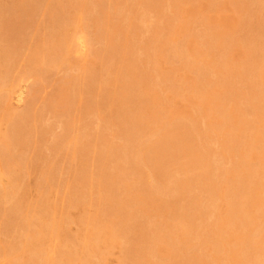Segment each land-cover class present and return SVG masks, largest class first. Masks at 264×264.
<instances>
[{"label":"bare ground","instance_id":"6f19581e","mask_svg":"<svg viewBox=\"0 0 264 264\" xmlns=\"http://www.w3.org/2000/svg\"><path fill=\"white\" fill-rule=\"evenodd\" d=\"M4 1V0H3ZM6 1V0H5ZM50 1V0H49ZM97 1V0H96ZM132 1V0H131ZM142 4V1L139 0ZM166 1V0H165ZM170 1V0H169ZM185 1V0H184ZM196 1V0H194ZM203 1V0H202ZM44 2V1H43ZM48 2V1H47ZM53 2V1H52ZM88 2V1H87ZM109 2H112V1H109ZM156 2V1H155ZM163 2V1H161ZM159 2V3H161ZM168 1L164 2L165 4L167 3ZM179 3V1H177ZM198 2V1H197ZM195 2V3H197ZM231 2V1H230ZM49 3V2H48ZM60 3V2H59ZM105 3V2H103ZM148 3V2H147ZM173 3L175 4V0H173ZM194 3V4H195ZM207 3V2H206ZM212 4V1L210 2ZM214 3V2H213ZM264 2H261V1H258V0H233V4L231 6L232 7V11L234 12H241V16L239 15V17H237L232 25L229 27L227 25L223 26L224 27V30L223 32H226L228 29L227 27L229 28V31L226 32L227 35L224 36L226 37V39H221V43L219 42V39H217V43H218V46H220L221 49H219V51H222L223 53V50L225 49L224 53L225 55H230L231 53L236 55L237 52H243L244 54H242L244 56V60H242L241 62L242 63H238L237 65L235 64V66L231 67V68H227L225 69L224 67H222L223 69V72H222V76L219 77L222 78V83L223 84H226L228 86H230V88H227L226 90H224V92H222L221 94H219V98H220V101L219 98L218 100H214L215 102H217V105L219 102H221L222 106L220 105L218 108H219V113L218 114H214L213 112L212 113H209V111L211 112V109L208 110V113L211 115V118H212V121L210 122V126H211V123L212 126H214V123L217 124L219 123V121L223 124V122H227L228 124L230 123V126L229 127V130L227 132L226 135L229 134V143H233V148L230 149V151L234 150L235 152L232 154L236 157H239L238 160H234V156H233V160L231 161L233 164H234V167L237 168L238 166H240L243 162L246 164L244 166L246 167H243L241 168L240 170L238 171H234V169H231L233 171L230 172L229 175L226 176V179L230 180L232 185H231V190H230V193H226L228 194L229 196V200L227 201L226 203V210L225 208H223L225 211L223 212V210H221L223 213H227V215L224 217V220L221 221L219 223V219H220V216H219V219L217 218V213H215V211L217 209H219V206L216 205V200L217 198H219L218 196V192L217 191H220V190H217V188L215 187V184L212 182V178L215 176V173L217 171H219V166L217 164V159L215 160V162L213 163H206L203 165V166H198V167H195L196 168V171H194V174L197 175V180L195 179V182L192 180V177L187 173L185 174L184 172H186V170L184 169H181L182 167V164L180 165V169L181 171L184 170L180 175V177H173V173L170 174L169 172V169L168 171L166 170V168H163V167H160L158 164H161V163H158V160L159 158H161V156H163L164 154H166V151L171 147V146H174L175 144L177 145L178 141H181L183 139H185V137L183 138V134H185L190 128H192V126H194L193 121L190 120V119H186L184 121H182V117H175L174 119H176L177 122H175V131L173 132V135H170L172 136L171 139H167V140H163V137L165 135V132L167 131V128H166V125H161V126H157L156 128H154L153 130H148V124L147 121L145 119H142V118H136L134 115L133 117L134 118H130L131 115H126V118L121 122V125H123L121 127V133L118 135V138H120L122 140V143L120 144H117V143H112L111 141H108L105 136L100 132V133H96L93 136V144H92V148L90 147V144L89 142H87L86 140H83V141H79L77 139H73L71 137V135H69V126L67 124V122H62V129L63 131L59 134H56L55 136H53V141H54V144L55 146L59 147V149H66V151L68 152V148L70 147V145H72V150H73V154L71 157L72 158V161L70 163H75V164H80V166L83 164V161L84 159H86L87 157H89V155L91 154V157H92V162H91V167L89 170H84L82 169L81 171H79L78 169H73L75 170V172L73 173V180H75V183L73 184V193H74V197H75V200L76 201H79V204L80 206H82L83 204H86V203H89V208H91L92 206V203L96 202L97 203V206H96V209L92 211L93 214H91V210L90 212L87 211L85 214L82 213V215H79L77 216L79 218V220L83 223L85 222L88 226V224L91 223L92 226L89 227V234H87V236H84L83 239L81 240L80 246H78L76 243H74L76 241L73 242L74 244L71 245L72 247H69L68 246V234L66 235H61L59 234V231L61 230L60 228H62V226L59 228V224H56L55 222V217L52 216L50 219V215L47 216V217H42L38 220V222L36 224H34V222L31 221V219H29L27 217V219H25V221H23V218H22V221L24 223V227L27 229V232L25 233L24 238V245L21 249V251H24L23 248H25V246L29 247L30 248V253L33 254V255H39V259L40 261H35L37 264H42V261H44V258L47 257V254H46V251H45V248L43 247L42 245V240L44 237H46L45 235H52L54 234L57 238L55 239H58V236L60 237L59 240H61L62 242V247L63 249H61L58 253V258L56 260H54L53 256L51 260H49V264H90V261L88 260V255H93L95 257L98 258V261H100L101 259H104L103 255L105 253L108 252L109 250V247H112V246H117L118 248H120L121 251L124 250L123 247H120V240L119 238H123L125 234L128 233V236H129V233L132 234V242L133 240L135 241L138 234H140V229L141 228H145L146 225L145 223L143 224V221L141 219H139L138 217V220H133L134 218V213H133V210L134 209H137V206H135L134 204L138 203V202H141V207L142 210H144V217L145 215L148 216V217H151V213H149L150 210L152 209H156L157 212L158 210L163 207L164 208V205L166 206L168 203H174V201H178L179 200V197L180 195L182 194L183 190L185 187H189L190 189V186L191 187H194L195 185H191V181L194 182V184H203L201 186H199V192H203L206 193V198H203L205 199L204 201L208 200V204L203 206V209H199L197 206V211L199 210L200 212V215L201 213H203V215L207 214L209 215L210 217L206 216V218L208 217L209 220L210 218H213L214 219L211 221L208 220L207 223L203 224L204 223V219L206 218H202V216H197L199 218H195L197 221L194 220V218L192 219V217H190V210L193 206L197 205L199 202H201V196L202 194H199L198 195V192L196 195V197H193V194H194V191L192 195V201H188V204H184L182 205L181 203V206H180V209L178 213H176L177 210H169L171 209V205H169L170 207H167V210L172 211V214L171 215H167V214H170L169 212L166 213V216L164 218H162V223H156V227L152 230L155 232V236H156V240L153 239V241L151 242H146L141 248H138L136 246V244L134 243H131V245H129L127 248H125V251L126 253H131L132 257L134 258L133 260H137L139 262H141L142 264H144V262L142 261H146V264H155L153 262H150L148 260V256L147 255H150L151 253L153 252H157L158 250L163 249L165 250V253H164V256L168 259H171L170 261L168 262H163L164 264H219L221 261H219V257L221 255V257H229L231 259V262L230 264H264V256L262 258V252H264V189L261 190V188L264 187V92L262 90H264V85L262 86L261 84H258L259 81H260V76L261 74L264 76V10H263V7H264ZM77 4L79 6V9L81 7H83V9L81 8L80 12L78 13V16L77 18H73L71 15H68L67 13H61V10H63L65 8V5H75ZM92 4V3H91ZM124 4V3H123ZM122 4V5H123ZM137 4V3H136ZM136 4H131L129 7H131L132 5L133 6H136ZM140 4V3H139ZM150 4V3H149ZM148 4V5H149ZM162 4V3H161ZM181 5H183V3L180 2ZM187 4V3H186ZM185 4V6H186ZM191 4V2H190ZM198 4H201V3H198ZM209 5V6H213V5ZM16 5V4H15ZM53 5V4H52ZM60 6H58L59 8L57 9H52L50 11L47 12V18H48V23L45 25V27H43V32H42V36H39L38 38V41L35 45V47L33 48L32 46V50H30L31 52V55L29 57L30 60H33L32 62L35 64L34 66H36L37 68L35 69H39L37 71V73L41 70H44L48 67H53V66H60L62 64H69V65H76V59L74 57L75 54H79V53H85L86 56L87 54L89 53L90 55V52L92 50L91 48V44L90 43V36H89V32L87 30V22L88 20H84L82 21L83 19V10L84 9V6L85 7H88L85 5V0H66L64 1L63 4H59ZM97 5V3H96ZM99 5V4H98ZM109 5V4H108ZM111 5V4H110ZM151 5V4H150ZM196 5V4H195ZM202 5V4H201ZM200 5V6H201ZM217 5V4H216ZM5 6V5H4ZM17 6V5H16ZM44 6V5H43ZM46 6V5H45ZM78 6H75L78 8ZM90 6V5H89ZM102 6V5H101ZM139 6V5H138ZM144 6V4H143ZM173 6V5H172ZM171 6V7H172ZM208 6V7H209ZM142 7V6H141ZM146 7V5L144 6ZM150 7V6H148ZM162 6H160L158 8V13H156L155 11L156 10V6H155V10H154V13L156 14H153V17L152 15H150L152 17V19H156L159 14H160V11L163 10L160 9ZM170 7V6H169ZM168 7V8H169ZM196 7V6H195ZM193 7V8H195ZM206 7V6H204ZM1 8V7H0ZM67 8V7H66ZM109 8V7H108ZM139 8V7H137ZM174 11H176V13L178 12V10L180 9V7L178 5H175L174 7ZM170 8V9H172ZM187 8V7H186ZM197 8H199V6H197ZM3 9V8H2ZM15 9V8H14ZM71 9V8H70ZM142 10V8H140ZM151 9V7H150ZM200 9V8H199ZM202 9V8H201ZM200 9V10H201ZM205 9V8H204ZM210 9V7H209ZM215 9V8H214ZM120 10V9H119ZM131 10V8L129 9ZM128 10V11H129ZM137 10V9H136ZM139 10V9H138ZM145 10V9H144ZM148 11V9H146ZM165 10V9H164ZM163 10V11H164ZM44 11V10H43ZM88 11V10H87ZM152 11V10H151ZM166 11V10H165ZM171 12L173 10H170ZM183 11V9H182ZM199 11V10H198ZM204 11V10H203ZM1 12V11H0ZM40 12V11H39ZM86 12V11H85ZM105 12V11H104ZM115 12V11H114ZM135 12V10H134ZM133 11H129V14H133L134 13ZM138 12V11H137ZM140 12V11H139ZM146 13V11H144ZM167 12V11H166ZM185 12V10L183 11ZM44 13V12H43ZM76 13V12H75ZM110 13V12H109ZM144 13V15H145ZM150 13V12H149ZM164 14V12H162ZM179 13V12H178ZM177 13V14H178ZM182 13V12H181ZM187 13H188V10H187ZM187 13H182L184 17L185 14ZM200 13V12H199ZM202 13V12H201ZM200 13V14H201ZM208 13V12H207ZM211 13V12H210ZM209 13V14H210ZM120 14V13H119ZM128 14V16H129ZM135 14V13H134ZM171 14V13H170ZM169 14V15H170ZM173 14V13H172ZM171 14V15H172ZM199 14V16H200ZM206 11L203 12L201 15L203 17H205L206 15ZM207 14V16L209 15ZM73 15H75L73 13ZM108 15V14H107ZM148 15V14H147ZM162 14H160L159 16L161 17ZM168 15V13H167ZM166 15V16H167ZM190 15V13H189ZM195 15V14H194ZM198 15V14H197ZM205 15V16H204ZM92 16V15H91ZM110 16V15H109ZM126 16V17H128ZM140 16V15H139ZM149 16V17H150ZM158 16V19L160 18ZM165 16V15H164ZM163 16V17H164ZM166 16L164 18H166ZM173 16V15H172ZM201 16V18H203ZM206 16V17H207ZM32 17V16H31ZM105 17L102 15V18ZM107 17V16H106ZM136 17V16H135ZM134 17V18H135ZM146 17V15H145ZM144 16H141L138 18L137 22L135 20V24H132V20H130V23L129 25H133L134 29L135 30H143L144 32L148 33V36H146V38H144V45H148L150 42H158V48H165L167 49V47H164L165 46V39L164 40H159L158 39V32L159 30L162 31V27L161 29H157V26L155 27L154 25H152L153 21L146 18L145 19ZM148 17V16H147ZM150 17V18H151ZM156 17V18H154ZM168 17V16H167ZM177 17V16H176ZM181 17V16H179ZM189 18H191L190 16H188ZM41 18V17H40ZM88 18V17H87ZM119 18V17H118ZM121 18V17H120ZM125 18V17H124ZM164 18L162 19L163 23H164ZM169 18V17H168ZM175 18V17H174ZM195 18H197V16H195ZM201 18H199L201 20ZM209 18V17H208ZM207 18V19H208ZM25 19V18H24ZM45 19V18H44ZM123 19V18H122ZM158 19H156V22L158 23ZM172 18H169L167 19L168 21H172L173 22V19L171 20ZM180 19V18H179ZM178 19V20H179ZM187 19V17L185 18ZM199 19L197 21H199ZM106 20V19H105ZM129 20V19H128ZM127 20V21H128ZM166 20V19H165ZM177 19L174 20L175 21H178ZM183 19H180L177 23H175V26L174 28L177 29L174 31H178L180 32V29L179 28H183V25L182 24H185L184 21H181ZM189 20V19H188ZM186 20V21H188ZM193 20V18H192ZM191 20V21H192ZM203 22H200L201 25H203V27H209L206 19L203 18ZM91 21V19H90ZM114 21V20H113ZM126 21V22H127ZM167 21V22H168ZM168 22L170 24V26L172 25L171 22ZM181 21V22H180ZM196 20L195 22L198 23ZM202 21V20H201ZM85 26L83 23H85ZM155 22V21H154ZM204 22L207 23V26L205 24L204 26ZM107 23H109L107 21ZM112 23V22H111ZM160 23V22H159ZM179 23V25H178ZM181 23V24H180ZM192 23V22H191ZM116 24V23H115ZM114 24V25H115ZM154 24V23H153ZM176 24L178 26H180L179 28H177ZM190 24V23H189ZM194 24V23H192ZM212 25V22L209 23ZM231 24V23H230ZM31 25V24H30ZM41 25V24H40ZM89 25V23H88ZM91 25V24H90ZM96 27H97V23L95 24ZM108 25V24H107ZM152 25V26H151ZM155 25H157L155 23ZM161 26V24H159ZM188 23L185 25L187 26ZM210 25V26H211ZM104 26V25H103ZM116 26V25H115ZM124 26V25H123ZM128 26V25H126ZM126 26H124L125 29ZM151 26V27H150ZM170 26L168 25V28L170 30ZM182 26V27H181ZM184 26V27H185ZM190 26V25H189ZM39 27V26H38ZM90 27V26H89ZM88 27L89 30H91L90 28ZM120 27L117 25L116 29ZM129 27V26H128ZM164 30L165 31V26H163ZM202 27V26H201ZM202 27V28H203ZM213 27V26H212ZM226 27V28H225ZM109 28V27H108ZM121 28V27H120ZM132 27H129V31ZM204 28V29H205ZM206 28V29H207ZM203 29V30H204ZM210 29V27H209ZM124 30V29H123ZM133 30V29H132ZM131 30V31H132ZM172 30H173V27H172ZM119 31V30H118ZM168 31V30H166ZM173 31V32H174ZM184 31V29H183ZM186 31V30H185ZM40 32V31H39ZM38 32V33H39ZM114 32V31H113ZM139 32V31H138ZM169 32V31H168ZM171 32V33H173ZM189 32V31H188ZM188 32H184L182 33L183 35H180L179 36V42H175L174 39L176 38H172V35L170 34H166V40L168 41L167 44L169 43V40L170 39H167L168 35L171 36V38L174 40V43L172 41V45H170L166 51L164 53V51L162 50V53L166 54L163 58V56L161 55V58H163V61H166L168 63H170V65H174V63L176 64L177 62V66L180 65V64H183L185 66H187L186 68H189L188 70L190 72H188L189 74L192 72V74L190 75L197 83L201 82L202 80L206 81L205 80V77L206 75L208 76V72L211 70L209 69L210 66H208L206 63H203L202 62V59H203V56H198L201 60L197 59V55H199V51L197 50V47L196 46H190V43L193 44V42L191 41L192 39L190 38H193V34L191 35L192 37H190L189 33ZM202 32V30H201ZM206 32V31H205ZM204 32V33H205ZM217 32V31H216ZM218 35V33H216ZM220 32V31H218ZM106 35H107V32H105ZM128 33V32H127ZM127 33H125V35H127ZM132 32H130V35H131ZM165 33V32H163ZM163 33H159L161 35V38H163L162 34ZM178 33V32H177ZM176 33V34H177ZM204 33H202L204 35ZM207 33V32H206ZM210 33V32H209ZM207 33V37L206 39H202V40H205V41H201L199 43H197L198 45L200 43H204V42H208V43H204L203 45H206L208 46V44L210 43H215L213 40H210L212 38H210L209 40H207V38H209L211 35L213 36V33L211 31V35ZM225 33V34H226ZM109 34V33H108ZM133 34V33H132ZM175 34V33H174ZM175 34V35H176ZM201 34V35H202ZM105 35V34H104ZM113 35V34H112ZM124 35V36H125ZM129 35V33H128ZM127 35V36H128ZM134 35V34H133ZM132 35V37H133ZM165 35V34H164ZM195 35V33H194ZM197 35V33H196ZM210 35V36H209ZM110 36V34H109ZM118 36V35H117ZM119 36H120V33H119ZM126 36V37H127ZM141 36V35H140ZM169 36V38H170ZM228 36V37H227ZM23 37V36H22ZM26 37V36H25ZM108 37V36H107ZM113 37V36H112ZM125 37V38H126ZM160 37V36H159ZM183 37V39H182ZM196 37V36H195ZM194 37V38H195ZM199 37H200V34H199ZM217 37V36H216ZM110 38V37H109ZM109 38H107V40H109ZM119 38V37H118ZM136 38V37H135ZM193 38V39H194ZM197 38V37H196ZM196 38L194 40H196ZM218 38H219V35H218ZM30 39V38H29ZM113 39V38H112ZM182 39V41L180 42V40ZM31 40V39H30ZM34 40V39H33ZM53 40H55V44L54 46H52V42H54ZM106 40V39H105ZM132 40V39H131ZM142 40V39H140ZM177 40V39H176ZM191 42H190V41ZM52 41V42H51ZM114 41V40H113ZM128 41V40H127ZM178 41V40H177ZM188 41L190 42L188 44ZM92 42V41H91ZM210 42V43H209ZM98 43V42H97ZM110 43V42H109ZM123 43H126V42H122ZM33 44V43H32ZM31 44V45H32ZM100 44V43H99ZM138 44V43H137ZM141 44V43H139ZM166 44V45H167ZM202 44H200V46H203ZM39 45V46H38ZM103 45V44H102ZM105 45H106V41H105ZM117 45V44H116ZM120 45V44H118ZM153 44H151L152 46ZM155 45V44H154ZM153 45V47L155 48V46ZM169 45V44H168ZM197 45V46H198ZM211 46H213L214 44H210ZM208 46L210 47V51H212L213 49L211 48V46ZM14 46V45H13ZM12 46V47H13ZM18 46V45H17ZM95 46V44H94ZM93 46V48H94ZM113 46V45H112ZM137 46V45H136ZM124 47V46H123ZM130 47V46H129ZM138 47L140 46H137V50H138ZM207 47V48H208ZM214 47V46H213ZM117 48V47H116ZM120 48V46H119ZM126 48V47H125ZM132 48V47H130ZM134 48V47H133ZM150 48V47H149ZM154 48L152 50H154ZM199 48V47H198ZM218 48V47H217ZM96 49V48H95ZM122 49V48H121ZM157 49V48H156ZM156 49H155V52H156ZM201 50L204 48H200ZM223 49V50H222ZM113 50H116L115 48ZM112 50V52H113ZM202 50V52H203ZM207 50V49H206ZM204 50V51H206ZM218 50V49H217ZM102 51V52H101ZM99 51L98 49H96L94 52H93V57H95L96 59L98 58V55L99 53L101 52L102 55H99L103 57L104 55V50H101ZM106 51V50H105ZM110 51V50H109ZM126 53V49L122 50ZM147 51V50H146ZM188 51V54L190 57H192V60L190 61V58L188 59V57L186 56V53ZM208 51V50H207ZM11 52V50H10ZM138 52V51H137ZM159 52V51H158ZM28 52H26V54L24 55V58L25 56L27 55ZM133 52L131 51L127 57H125V64L122 63L125 66L129 67V66H132V69L134 70V68L136 69L135 72H133L131 74V76H129V79L125 82H127V86H126V89L124 90V93L122 94V96L120 97V101L121 99H125V101L123 102V100L121 101L122 104H131L133 103V97L136 95L138 96L139 98V102L141 100V98L143 99V103H146V104H150L152 102V106H153V103L157 100L156 98H153V97H150L149 94L147 93H144L142 91L144 90H138V88H140V84L146 80V78H148V74H146L144 72V70H142V67L143 65H138L137 63L139 61H137L134 57V55L132 54ZM169 53V54H168ZM206 52L203 53V55H205ZM218 53V51L216 52ZM220 53V54H222ZM116 54V53H114ZM153 54V53H151ZM213 53H209L206 54V55H211L212 56ZM239 54V53H238ZM17 55V59H18V53H16ZM124 55V54H123ZM127 55V54H126ZM157 55V54H156ZM155 55V56H156ZM159 55V54H158ZM202 55V53H201ZM233 55V56H234ZM21 56V54H20ZM92 57V55H90ZM151 56V55H150ZM148 55V59L146 61L145 60V57H144V60H143V64H147V62H151L152 63V60L154 62V59L155 58H152ZM231 56V55H230ZM8 61H11L13 62V58L15 57V54H11V56L7 55L6 56ZM154 57V55H153ZM219 58V56H217ZM229 57V56H227ZM94 58V60H95ZM112 58V57H110ZM215 58L213 59V61H215ZM101 59V62H102V59L103 58H100ZM109 59V58H108ZM116 59V58H115ZM114 59V60H115ZM160 58H158L159 60ZM165 59V60H164ZM210 58H208L207 60H209ZM220 59V58H219ZM99 60V59H98ZM157 60V59H156ZM155 60V61H156ZM157 60V62H154L156 63L155 67H159V65H157L159 63V61ZM203 60H206V58L204 57ZM206 60V62H207ZM211 62H212V59H210ZM218 60V59H217ZM104 61V60H103ZM141 61V60H140ZM220 61V60H219ZM224 61V60H223ZM222 61V62H223ZM19 62V61H18ZM23 62V59L22 61ZM31 62V63H32ZM100 62V63H101ZM137 62V63H136ZM149 62V63H150ZM211 62H208V63H211ZM30 63V64H31ZM117 63V62H116ZM121 63V62H120ZM162 63V62H161ZM165 63V62H163ZM179 63V64H178ZM216 63H219L216 61ZM114 64V63H113ZM112 64V65H113ZM215 64V63H214ZM221 64V63H219ZM1 65V64H0ZM68 65V66H69ZM80 65V63H79ZM82 65V64H81ZM102 65V64H101ZM168 65V64H167ZM173 65H172V68H173ZM213 65V64H212ZM218 65V64H217ZM224 65V63H223ZM234 65V64H233ZM78 66V65H77ZM154 66V65H152ZM163 66V65H162ZM161 66V67H162ZM216 66V64H215ZM75 67V66H74ZM102 67V66H100ZM106 67V66H105ZM113 67V66H112ZM123 67V68H124ZM148 67V66H147ZM157 67V68H158ZM160 67V68H161ZM179 67V66H178ZM218 67V66H216ZM19 68V67H18ZM86 68V67H84ZM108 68V67H107ZM110 68V67H109ZM145 68V67H144ZM143 68V69H144ZM184 68V67H183ZM181 68V69H183ZM212 68V67H211ZM215 67H213L212 69H214ZM55 69V68H54ZM75 69V68H74ZM87 69H89L87 67ZM121 69V68H120ZM156 69V68H154ZM173 69H176V65H175V68ZM180 69V67L178 68ZM176 69V70H178ZM180 69V70H181ZM209 69V70H208ZM77 70V69H76ZM105 69H103L102 71H104ZM118 70V68L116 69ZM183 70H186L188 71L187 69H183ZM252 70H258V77L257 79L259 78V80H257V82L255 81L254 79V76L250 75L249 73L252 71ZM8 71V69H7ZM18 71V70H17ZM83 71V70H82ZM107 71V70H106ZM145 71L148 72V70L146 69ZM158 71V78L161 77V73H162V69L159 70V68L157 69ZM165 71V70H164ZM168 71V70H166ZM179 71V70H178ZM1 72V71H0ZM30 72V70H29ZM39 72V73H40ZM71 72V71H70ZM78 72V71H76ZM88 72H90L88 70ZM101 72V71H100ZM118 72V71H117ZM116 71H114V75H117ZM120 72V71H119ZM154 72V71H153ZM173 73V77L175 76V71H171ZM171 72L166 75L167 78H163L160 79L162 82H168V78L171 80V77L170 74ZM180 72V71H179ZM207 72V74H206ZM27 73H28V69H27ZM73 73V72H72ZM156 73V72H155ZM165 73V72H164ZM253 73V72H252ZM32 76L34 75V73H32ZM29 74V75H31ZM42 74V73H41ZM67 74V73H66ZM104 74V73H102ZM112 74V71L109 70L107 72V76L105 77V80L101 78H99L100 80L98 81V84L96 81H94V77L91 76L90 74V81L88 82V85L89 87L91 88L93 85L97 84V86L99 87V89H101L103 87L104 89V86H109L108 84V79H109V76H111ZM125 74V73H124ZM163 74V73H162ZM182 74V73H181ZM183 74H185V72H183ZM2 75V74H1ZM27 75V74H26ZM25 74L23 76H26ZM65 75V73L63 74ZM98 75V74H97ZM151 75V74H150ZM157 75V74H156ZM164 75V74H163ZM187 75V74H186ZM247 75H250L248 77ZM66 76V75H65ZM160 76V77H159ZM250 78V79H248ZM257 76V75H256ZM255 76V78H256ZM30 77V76H29ZM44 77V76H43ZM97 77V76H96ZM103 78V76H100ZM124 77V76H123ZM151 77V76H150ZM156 77V78H157ZM181 78L183 77L180 76L178 74V78ZM24 78V77H23ZM28 78V77H27ZM67 78V77H66ZM77 76L75 75H70L65 81V83L68 82V86H73L74 84H76V81L77 80ZM152 78V77H151ZM155 78V79H156ZM185 77H183L184 79ZM189 78V77H188ZM209 79V77H207ZM206 78V79H207ZM262 78V82L264 83L263 81V77ZM25 79V78H24ZM24 79H23V82H24ZM31 79V78H30ZM84 79V78H83ZM112 79V78H111ZM153 80V81H156V80ZM217 79V78H216ZM216 79H212V80H216ZM115 80V79H114ZM150 80V79H148ZM176 80H178L176 78ZM180 80V79H179ZM190 80V79H189ZM210 80V79H209ZM21 81H22V77L21 76H18V77H11V79H8L4 76V78H0V102L3 101L5 102L6 100H8L9 98L11 99L12 96L16 97V100H21L22 101V98H23V95H24V87L21 85ZM62 81V80H60ZM151 81V80H150ZM152 81V82H153ZM184 81V80H183ZM185 81H186V78H185ZM194 81V82H195ZM217 84L216 86L218 85L219 83V86H220V81L217 79ZM256 83H255V82ZM122 82V81H121ZM120 82V83H121ZM215 82V81H213ZM261 82V81H260ZM113 83V82H112ZM158 83V82H157ZM181 83V82H180ZM180 83H177V81L175 82L174 80H171V82L167 83V87H165V89L167 90L170 89V91L173 93L174 97L177 98L178 95L183 91L184 92V99L185 95H187V88L189 89V87H191L190 85L187 87L185 86L184 84L185 83H182L184 85H181ZM204 84H207V82H203ZM203 83H200L201 85H203L204 87V84ZM210 83V81L208 82V84ZM262 83V84H263ZM87 84V83H86ZM115 84V83H114ZM122 84V83H121ZM153 85H155L156 83H152ZM152 84H148L149 85H152ZM214 84V83H212ZM258 84L261 85V91L263 94H260L258 92H253L251 93V91L246 95V96H243L241 93L243 91H245V87L249 90L251 89H254L256 90L254 87H256ZM83 85V84H81ZM125 85V84H124ZM143 85V84H142ZM165 85V84H164ZM222 85V84H221ZM225 85V86H226ZM62 89H67V87H64V85H62ZM116 86V85H115ZM157 86V85H156ZM156 86L154 88H156ZM193 88L196 89L195 85L192 84ZM214 86V85H213ZM224 86V85H222ZM111 87V86H110ZM114 87V86H113ZM117 87V86H116ZM115 87V89H117ZM125 87V86H123ZM215 87V86H214ZM244 87V89H243ZM260 87V86H259ZM107 88V87H106ZM105 88V89H106ZM160 88V87H159ZM159 88H157V90H159ZM211 88V87H210ZM83 89V87H82ZM99 89L97 90V92L99 91ZM112 89V88H111ZM124 89V88H123ZM147 89V88H146ZM164 89V88H163ZM214 89V88H213ZM211 89V90H213ZM27 90V89H26ZM60 90V89H59ZM108 90L110 91V89L108 88ZM156 90V89H155ZM154 90V91H155ZM156 90V92H157ZM165 90V91H166ZM190 90V89H189ZM198 90V93L200 91V89H197L194 90L197 92ZM204 90V89H203ZM221 90V89H219ZM223 90V89H222ZM111 91H114V90H111ZM118 91V90H117ZM138 91V92H137ZM152 91V90H151ZM150 91V92H151ZM194 91H191L190 93L192 94V92ZM206 91L207 90V85H206ZM248 91V90H246ZM260 91V92H261ZM57 92V90H56ZM60 92V91H59ZM169 92L171 95L170 96H173L172 93ZM182 92V93H183ZM211 92V91H210ZM220 92V91H219ZM218 90H217V94L219 93ZM104 93H105V90H104ZM120 93V92H119ZM134 93V94H133ZM152 93V92H151ZM159 93V91H158ZM181 93V94H182ZM216 93V91H215ZM241 94V96L244 97V100L245 101V98L247 100L246 103H248L247 105H249V109H251V111L249 112L247 110V108H244V107H239V108H236V107H233V103H235L236 101V98H239V97H236L237 95ZM247 93V92H245ZM98 94V93H97ZM107 94V93H106ZM110 94V92L108 93V95ZM168 94V93H167ZM190 94V95H191ZM194 96H195V93H193ZM208 94V93H206ZM216 94V95H217ZM81 95H83L81 93ZM79 96L82 97V96ZM119 95V94H118ZM117 95V96H118ZM154 95V94H153ZM158 95V98H159V94ZM169 95V94H168ZM189 95V93H188ZM204 92L203 93H200L198 94V98L197 96L195 97V100L196 98L198 99L196 102H195V105L196 107H198L199 109L201 108H210V107H205L203 105L204 101L202 99H206L207 100V104L211 103L213 99H215V96L213 94V99L211 100L210 98H207L204 96ZM114 96V95H113ZM156 96V94L154 95ZM167 96V95H166ZM181 95H179L180 97ZM193 96V95H192ZM98 98V96H96ZM110 97V96H109ZM161 97V96H160ZM172 97V100L174 101L175 98ZM178 97V98H179ZM188 97H191V96H188ZM168 97L165 98V100H167ZM170 98V97H169ZM174 98V99H173ZM181 100L183 99L182 97H180ZM199 98H202V99H199ZM118 98L116 97H112V100H115L117 101ZM154 99H156L154 101ZM183 99V100H184ZM194 99V97H193ZM81 100L78 101L80 103H78V105L80 106L81 108ZM101 100V99H100ZM148 100V101H146ZM160 100V98H159ZM180 99H177V101L179 102ZM180 100V101H181ZM187 100V99H186ZM99 101V100H97ZM110 101V100H108ZM167 101H170L169 99ZM166 101V102H167ZM188 101V100H187ZM203 101V102H201ZM100 102V101H99ZM162 102V101H161ZM172 102V101H170ZM176 102V101H174ZM246 103H244L246 105ZM7 104V103H6ZM109 104V103H107ZM113 104V103H112ZM112 104H111V109H113L112 107ZM168 106H170L171 104L167 103ZM220 104V103H219ZM237 104V103H236ZM66 105V104H65ZM77 105V106H78ZM97 105V103H96ZM120 105L119 108L122 107L121 103L118 104ZM160 105V104H159ZM164 107H167L165 106V103L163 104ZM175 104H173V107L175 108L176 106H174ZM177 105V104H176ZM242 105V104H241ZM243 105V106H245ZM76 106V108H77ZM110 105H108L107 107H109ZM124 106V105H123ZM140 106V105H139ZM155 106V105H154ZM153 106V108H155ZM212 107V104L210 105ZM236 106V105H235ZM239 105L237 104V107ZM98 107V106H96ZM117 107V106H115ZM115 107H114V110H115ZM142 107V106H141ZM140 107V109H141ZM172 107V106H170ZM216 107V106H215ZM214 105H213V108L214 109H218V108H215ZM221 107V108H220ZM36 108V106H35ZM79 108V109H80ZM160 108V106H159ZM178 108V106L176 107V109ZM108 109V108H107ZM162 109H166V110H170V108H162ZM173 109V108H171ZM180 109V108H178ZM20 110V109H19ZM81 110V109H80ZM100 110V109H99ZM206 110V109H205ZM163 111V110H162ZM161 111V112H162ZM174 111V110H173ZM180 111V110H179ZM201 111V110H200ZM218 111V110H215V112ZM248 111V113L251 115L249 117L253 118L252 120H250L248 117L247 119L245 118V120H243L244 117H246V115H244V113L246 114ZM99 112V111H98ZM142 112V111H141ZM157 111L155 110H150L149 109V112H144V114H146V117H151V118H154L157 113ZM175 112V111H174ZM183 111L180 112V114L182 113ZM207 112V111H205ZM16 113V112H14ZM29 111L28 110H24L22 112H19L17 115H15L12 119H11V129L13 128H17L18 126H21V124L27 119V117L29 116ZM80 113V112H79ZM78 113V115H79ZM139 113V112H138ZM137 113V114H138ZM163 113H166V112H163ZM173 112H171L170 114H172ZM203 113V112H202ZM119 114V113H118ZM136 114V115H137ZM169 114V111L168 113H166V115ZM174 115L176 113H173ZM172 114V115H173ZM184 114V113H183ZM190 114V113H189ZM35 115V114H34ZM75 115V114H74ZM97 115V114H96ZM123 115V114H122ZM165 115V116H166ZM186 117L189 116L187 115V113H185ZM209 115V116H210ZM243 115V118L241 117ZM98 116V119H99V114L97 115ZM181 116V115H180ZM203 116V115H202ZM206 116V115H205ZM2 117V116H1ZM9 117V116H8ZM35 117V116H34ZM68 117V116H67ZM167 117V116H166ZM168 117H170L168 115ZM62 118V117H61ZM74 118V117H73ZM72 118V119H73ZM163 118V117H162ZM173 118V117H172ZM209 118V117H208ZM209 118V119H211ZM2 119V118H1ZM103 118H100V120H102ZM149 119V118H148ZM156 119V118H155ZM165 119V118H164ZM193 119V118H191ZM208 119V120H209ZM105 121V119H103ZM158 120V119H157ZM226 120V121H224ZM4 121V120H3ZM207 121V120H206ZM229 121V122H228ZM61 122V121H59ZM103 122V121H102ZM158 122V121H157ZM171 123V121H170ZM173 123V122H172ZM221 123L218 124V126L221 127ZM227 123L226 124H223V126H227ZM35 124V123H34ZM74 124V123H73ZM98 124V123H96ZM168 124V123H167ZM204 124H206V126H204L203 128H208V124L207 122H205ZM113 126H118L119 124L117 122H114L112 124ZM126 125H129L131 128H126V130H123L122 128H124ZM9 126V124H8ZM36 126V124H35ZM78 126V125H77ZM99 126V124H98ZM97 126V127H98ZM150 126V124H149ZM156 126V124H155ZM168 126H170V124H168ZM172 126V124H171ZM196 126V124H195ZM201 126V125H200ZM89 127V126H88ZM102 127V126H101ZM127 127V126H126ZM152 127V126H150ZM202 127V126H201ZM104 128V127H103ZM196 128V127H195ZM206 128V129H207ZM217 128V126H216ZM222 128V127H221ZM9 129V128H8ZM61 129V128H60ZM84 129V128H83ZM209 129V128H208ZM212 129H215L212 128ZM228 129V128H226ZM21 130V129H20ZM44 130V129H43ZM79 129L76 128V131L77 133H80L78 132ZM81 130V129H80ZM79 130V131H80ZM87 130V129H86ZM169 130V129H168ZM221 130V129H219ZM225 130V129H223ZM74 131V130H73ZM89 131V130H88ZM92 131V130H91ZM102 131V130H101ZM193 131V130H192ZM191 131V132H192ZM203 130L201 129V134H203L202 132ZM215 131V130H214ZM7 132V131H6ZM28 132V131H27ZM45 132V130L43 131ZM198 132V131H197ZM207 130L204 132L206 134ZM211 133V127H210V131ZM221 133V131H219ZM224 132V131H223ZM5 133V132H4ZM36 133V132H35ZM188 133V132H187ZM190 133V132H189ZM213 133V132H212ZM219 133V135H220ZM225 133V132H224ZM29 134V133H28ZM86 134V133H85ZM110 134V133H109ZM208 134V132H207ZM222 134V133H221ZM3 135V134H2ZM80 135V134H78ZM110 135H112V138L114 137L113 134L111 133ZM167 135V133H166ZM169 135V134H168ZM212 135V134H211ZM4 136V135H3ZM6 136V135H5ZM36 136V135H35ZM73 136V135H72ZM191 136V135H190ZM203 136V135H202ZM205 136V135H204ZM209 136V135H208ZM207 135L205 137H207L206 139H210L211 136L208 137ZM215 136V134H214ZM221 136V135H220ZM224 136V135H222ZM14 137V136H13ZM18 137V136H17ZM74 137V136H73ZM194 137V136H193ZM197 137V136H196ZM205 137H202L203 139ZM227 137L226 136V139L222 140V141H225L227 140ZM6 138V137H4ZM20 138V137H19ZM24 138V137H23ZM29 138V137H28ZM90 138V137H89ZM168 138V137H166ZM199 138V136H198ZM214 138V137H213ZM213 138H211L210 140H212ZM222 138V137H221ZM36 139V137H35ZM80 139V138H79ZM191 139V138H189ZM188 139V140H189ZM197 140V138H194ZM202 139V140H203ZM163 140V142H162ZM198 141V140H197ZM204 141V140H203ZM207 140H205L204 143H206ZM162 142V144H161ZM184 142V141H183ZM182 142V143H183ZM2 143V142H1ZM160 143V144H159ZM188 145L187 146V150L184 149L185 153V157H188L190 156V159H186L185 163H191L193 166H194V163L196 161H199V159L201 158V154L197 152V149H194L196 145H199V144H196L195 140H190L189 142H187ZM203 143V144H204ZM223 143V142H222ZM226 144H228L227 142H225ZM12 144V143H11ZM35 145L36 142L34 143ZM222 145V146H228V145ZM34 145V147H35ZM100 145H102V149H100ZM181 145H185V144H181ZM180 145V146H181ZM203 146V145H202ZM7 147V146H6ZM18 147V146H17ZM16 147V148H17ZM33 147V148H34ZM39 147V146H38ZM185 147V146H184ZM183 147V148H184ZM200 147V146H198ZM204 147H207L204 145ZM8 148V147H7ZM11 148V146L9 147ZM177 148V146H176ZM181 148V147H180ZM222 148H225V147H222ZM36 149V148H35ZM175 149V148H174ZM206 149V148H205ZM180 150V149H178ZM200 150V148H199ZM11 151V150H10ZM10 151H8L7 149L5 150L4 148L0 147V153H2V155L5 157L6 156V152L9 154ZM175 151V150H174ZM12 152V151H11ZM39 152V151H38ZM55 152V150H54ZM53 152V153H54ZM60 152V151H59ZM154 154H153V153ZM177 152V150H176ZM32 154L33 153V149H32ZM37 153V152H36ZM35 153V154H36ZM52 153V154H53ZM77 154V156H79L80 158L78 159L77 162L73 161L75 159V155L74 154ZM152 153V155H151ZM181 153V152H180ZM204 153V152H203ZM206 153V152H205ZM209 153V151L207 152ZM232 153V152H231ZM31 154V155H32ZM67 154V153H66ZM169 154V153H168ZM174 155V152L172 153ZM171 154V155H172ZM217 154H220V153H217ZM12 155V153L10 154ZM204 155V154H202ZM242 155H246V158L244 157H240ZM49 156V155H48ZM58 156V155H56ZM182 156V155H181ZM218 156V155H217ZM231 156V155H230ZM31 157V156H29ZM52 157V156H51ZM66 157V156H65ZM64 157V158H65ZM170 157V156H169ZM221 157V156H220ZM235 157V158H236ZM13 158V156H12ZM39 158V157H38ZM44 158V157H43ZM61 158V157H60ZM64 158H61L63 159L64 161ZM74 158V159H73ZM172 158V156L170 157V159ZM180 157H178L177 155L174 156V163H178L180 160H178ZM204 158V157H203ZM206 158V157H205ZM214 158V157H213ZM212 158V159H213ZM242 158V159H241ZM56 159V158H55ZM54 159V161H55ZM184 159V158H183ZM208 159V157H207ZM29 160V158H28ZM27 160V162H28ZM32 160V159H31ZM41 160V159H40ZM44 160V159H43ZM46 160V158H45ZM48 160V159H47ZM161 160V159H160ZM206 160V159H205ZM230 160V159H229ZM243 160V161H241ZM62 161V162H63ZM162 161V160H161ZM167 161V160H166ZM170 161V160H169ZM202 161V160H200ZM211 161V160H210ZM19 162V161H18ZM61 162V161H59ZM107 162H111V166L112 168L116 169L119 167V163L121 162H124L125 163V168L124 170H121V171H115V172H107L105 171V168H104V165L107 163ZM181 162V161H180ZM179 162V163H180ZM204 162V161H203ZM170 163V162H169ZM182 163V162H181ZM184 163V162H183ZM202 163V162H201ZM18 164V163H17ZM110 164V163H109ZM141 164H146V166L150 169L155 170V168L157 169V173L154 174V170L151 171L153 172L152 174V178H144V174H143V170L141 168ZM165 164V163H164ZM171 164V163H170ZM172 164H173V161H172ZM174 164V165H175ZM27 164H25L24 166H26ZM62 165V164H61ZM71 165V164H70ZM77 165V166H78ZM169 165V164H168ZM1 166V164H0ZM63 166V165H62ZM66 166V164H65ZM76 166V167H77ZM80 166L78 168H80ZM124 166V165H123ZM164 166V165H162ZM166 166H167V162H166ZM171 166V165H170ZM176 166V165H175ZM178 166V165H177ZM187 166V165H186ZM230 166H233L232 164H230ZM14 167V166H13ZM109 167V166H108ZM160 167V168H158ZM179 167V166H178ZM177 167V168H178ZM185 167V166H184ZM223 167V166H222ZM242 167V166H241ZM71 168V167H70ZM186 168V167H185ZM227 168V167H226ZM232 168V167H231ZM1 169V168H0ZM9 169V168H8ZM61 169V168H60ZM110 169V168H107V170ZM180 169H178L179 171L176 172L177 170L174 168V171L175 173H177L176 175H178L180 171ZM225 169V168H224ZM71 170V169H70ZM69 170V171H70ZM111 170V169H110ZM119 170V169H118ZM28 172V170H26ZM55 171H56V167L54 164H52L51 166L48 167V172H47V177L45 178V180L48 182V178H54L55 177ZM79 171V172H78ZM173 171V170H172ZM222 171V170H221ZM255 171H260L261 173H258L257 176ZM1 172V171H0ZM5 172V171H4ZM8 172V171H7ZM62 172V170H61ZM78 172V173H77ZM254 172L253 174L254 175V178H257L258 175L259 177L257 179H252V175L251 173ZM60 173V172H59ZM70 173V172H68ZM222 173V172H221ZM224 173V172H223ZM2 175L5 174V173H1ZM62 173H60L61 175ZM151 174V173H150ZM149 174V175H150ZM170 174V175H169ZM227 174V173H226ZM1 175V176H2ZM251 177V179H249V177ZM6 176V175H5ZM69 176V175H68ZM175 176V175H174ZM4 177V175H3ZM10 178V177H9ZM1 179V178H0ZM56 179V178H55ZM62 179V178H61ZM61 179L59 177V179L57 178V181L58 182H61ZM9 180V179H8ZM166 180H169L172 185L171 186H168L165 181ZM65 181V180H64ZM95 181V182H94ZM19 182V181H18ZM29 182V180H28ZM68 182V179L67 181ZM5 183V182H4ZM2 183V181L0 180V203L2 204L4 202L5 204V201L8 199L7 197V194H8V191L9 190H6L7 188L5 187V184ZM70 183V182H69ZM19 184V183H18ZM95 184H96V187H95ZM222 184V183H221ZM220 184V185H221ZM8 184H6L7 186ZM11 185V184H9ZM8 185V186H9ZM49 185V184H47ZM67 186H69L68 184H65ZM90 185V189L93 190V192L91 191H86L87 189V186ZM197 186V185H196ZM227 186V185H226ZM263 186V187H262ZM14 187V186H13ZM12 185H11V188H13ZM21 188V186H19ZM50 187V186H48ZM219 187V186H217ZM6 188V189H5ZM18 189V187H15ZM94 188L96 190H94ZM16 189V190H17ZM30 189V188H29ZM65 189H68V192H69V188H65ZM130 189H134L135 192H133L134 194H129L127 193V191H129ZM192 189V188H191ZM191 189L189 191H191ZM195 189V188H194ZM200 189L202 191H200ZM220 189V188H219ZM225 189V188H223ZM187 190V189H186ZM196 190V189H195ZM19 191V190H18ZM42 192H44V189L41 190ZM103 191V192H102ZM222 191V189H221ZM220 191V192H221ZM10 194L12 193V191H9ZM20 192V191H19ZM66 193V191H64ZM130 192V191H129ZM191 192V193H192ZM196 192V191H195ZM229 192V191H227ZM15 193V190L13 191L12 194ZM18 194V192H16ZM56 193V192H55ZM184 193V192H183ZM190 193V192H189ZM67 194V193H66ZM224 197H225V195ZM64 197H65V194H63ZM12 196V195H11ZM16 196V195H15ZM20 196V195H18ZM62 196V195H61ZM69 196V195H68ZM134 196H136V201H135V198ZM227 196V195H226ZM7 197V199H6ZM62 196V200H64V198ZM67 197V196H66ZM14 198V197H13ZM17 198V196H16ZM28 198V197H27ZM56 198V197H55ZM73 198V197H71ZM47 199V198H46ZM66 199V198H65ZM70 199V198H69ZM74 199V198H73ZM222 199V198H221ZM5 200V201H4ZM186 200V199H185ZM188 200V199H187ZM9 201H12L11 203H9L7 206L4 205V207L1 209V215L2 216H5L7 214H10V213H15V215L17 213H21L20 210H19V200H12L10 198ZM67 201V200H66ZM184 201V199L181 200V202ZM224 201V200H223ZM8 202V201H7ZM186 202V201H185ZM55 203V201H54ZM63 203V202H62ZM65 203V202H64ZM183 203V202H182ZM7 204V203H6ZM19 204V205H18ZM179 204V205H180ZM223 203H221L222 205ZM23 205V204H22ZM70 205L69 204V208H70ZM87 205V204H86ZM137 205V204H136ZM173 205V204H172ZM178 205V206H179ZM220 205V206H221ZM258 205L260 207V205L262 206L261 207V211L258 212L259 214L258 215H255L256 218L260 219L258 223L256 222H253L251 223L252 221H256V218L254 219L252 216V209H253V206H256ZM112 206L116 207V211H110V207L112 208ZM21 207V206H20ZM81 208V207H80ZM217 208V209H216ZM62 209V208H61ZM216 209V210H215ZM260 209V208H259ZM33 211V208L31 209ZM35 210V209H34ZM70 210V209H69ZM165 212H166V209H164ZM215 210V211H214ZM155 212V210H153ZM194 211V209H193ZM196 211V209H195ZM196 211V212H197ZM30 212V211H29ZM46 212V211H45ZM62 212V210H61ZM61 212H60V215H61ZM79 212V211H78ZM77 212V213H78ZM139 212V210H138ZM153 212V213H154ZM140 213V212H139ZM161 212H158V214H160ZM220 213V212H218ZM250 213V215H249ZM23 214V213H22ZM34 213H32V216H33ZM46 214V213H45ZM48 214V213H47ZM46 214V215H47ZM55 210H54V215H55ZM67 214V213H66ZM136 214V213H135ZM164 214V212H163ZM162 214V215H163ZM199 214V213H198ZM253 214H256L253 213ZM13 215V214H12ZM26 215H30V214H26ZM59 215V217H60ZM136 215H139V214H136ZM160 215V216H162ZM220 215V214H219ZM252 215V216H251ZM64 216V215H63ZM61 216V217H63ZM69 216V215H68ZM68 216H66L68 218ZM153 216V215H152ZM159 216V218H160ZM195 216V215H194ZM31 217V216H29ZM66 217L64 216V218L66 219ZM102 217V218H101ZM156 217V216H155ZM163 217V216H162ZM196 217V216H195ZM204 217V216H203ZM216 217V218H215ZM15 218V217H14ZM31 218H34V217H31ZM55 220H54V219ZM63 218V220L61 221H65V219ZM70 218V217H69ZM133 218V219H132ZM146 218V217H145ZM153 218V217H152ZM158 218V217H156ZM13 219V218H12ZM164 219H167L164 221ZM203 219V220H202ZM3 220V219H2ZM20 220V219H19ZM18 220V221H19ZM35 220V219H34ZM129 220H133V221H136L134 225H128L126 226L125 224L128 223ZM145 220V219H144ZM150 220V219H149ZM158 220V219H157ZM221 220V219H220ZM1 221V220H0ZM9 221V220H7ZM36 221V220H35ZM58 223L60 222V219L57 220ZM68 221V220H67ZM161 221V220H160ZM206 221V220H205ZM203 222V223H202ZM4 223V222H3ZM2 223V224H3ZM73 223V222H72ZM112 224V226L110 227L109 225ZM249 223V224H248ZM251 223V224H250ZM61 224V223H60ZM63 224H66L63 223ZM75 224V222H74ZM131 224V223H130ZM133 224V223H132ZM203 224V225H201ZM152 225V224H150ZM154 225V224H153ZM152 225V226H153ZM201 227H200V226ZM249 226L252 228L250 229V232H248L247 234L244 233L243 231V228L244 230H246V226ZM251 225V226H250ZM21 226H23L21 224ZM33 226V231L30 232V227ZM58 226V227H56ZM67 228H68V225H66ZM149 226V225H147ZM15 227V226H14ZM65 227V226H63ZM227 227H228V230H232L233 234H236L238 231L244 234L240 235V236H237L234 237L235 238V241L233 243V245L229 248H225V246H223V241L226 240L224 236H226L227 233H225V235H223V231L227 230ZM246 227V228H245ZM5 228V227H4ZM66 228V227H65ZM77 228V227H76ZM143 228V229H144ZM151 228V227H150ZM32 229V228H31ZM60 229V230H59ZM64 229V228H63ZM69 229V228H68ZM68 229H66L68 231ZM146 229V228H145ZM149 229V228H148ZM146 229V230H148ZM8 230V229H7ZM65 230V229H64ZM151 230V229H150ZM3 231V230H2ZM12 231V230H11ZM14 231H16L14 229ZM13 231V232H14ZM62 231V230H61ZM86 231V230H85ZM145 231V230H144ZM231 231V232H232ZM247 231H248V228H247ZM245 231V232H247ZM151 232V231H150ZM226 232V231H225ZM230 232V231H229ZM230 232V233H231ZM1 233V232H0ZM22 233V232H21ZM61 233V232H60ZM66 233V232H63V234ZM86 233V232H85ZM143 233V232H141ZM71 234V233H70ZM150 234V233H149ZM147 233V235H149ZM239 234V233H238ZM85 235V234H84ZM147 235H146V239H147ZM151 235H153L151 233ZM228 235V234H227ZM232 235H228V236H232ZM1 236H5V235H2ZM22 236V235H21ZM154 236V237H155ZM235 236V235H234ZM6 237V236H5ZM16 237V236H15ZM74 237V235H73ZM151 237V236H150ZM153 237V236H152ZM151 237V238H152ZM12 238V237H11ZM10 238V239H11ZM49 238H52V237H49ZM76 238V237H75ZM143 238V237H142ZM150 238V239H151ZM232 238V237H230ZM53 239V238H52ZM49 240V241H52ZM74 239V238H72ZM191 239L194 241H191ZM237 239V240H236ZM58 240V241H59ZM70 240V239H69ZM122 240V239H121ZM144 240V239H143ZM149 240V238H148ZM58 241L56 240V242L58 243ZM125 241V240H124ZM130 241V240H129ZM55 242V243H56ZM71 242V240L69 241ZM141 242V241H140ZM19 243V242H18ZM54 243V242H53ZM54 243V244H55ZM56 243V244H57ZM72 243V242H71ZM128 243V242H127ZM139 243V241H138ZM9 244V243H8ZM129 244V243H128ZM58 245V244H57ZM2 246V245H0ZM10 246V245H9ZM51 246V245H50ZM53 247L55 248V245H53ZM52 247V248H53ZM5 248V247H4ZM13 248V247H12ZM10 248L12 250V254H13V249ZM18 248V247H17ZM49 248V247H48ZM223 248V249H222ZM27 249V248H26ZM51 249V248H50ZM57 249V248H56ZM5 250V249H4ZM77 250H80V254L77 255ZM115 250V248H114ZM206 250L208 251V253L206 254ZM52 251V250H51ZM54 252L56 251L55 249L53 250ZM111 251V250H110ZM17 252V251H15ZM58 252V251H57ZM120 252V251H119ZM219 252L221 253V255H219ZM5 253V251H3V254ZM109 253V252H108ZM122 253V252H121ZM120 253V254H121ZM155 254V253H154ZM5 257H7L8 255L4 254ZM10 255V254H9ZM14 257H18V254H13ZM50 255V253H49ZM107 255V254H106ZM22 256V255H21ZM30 256V255H29ZM110 256V255H109ZM129 256V255H128ZM153 256V255H152ZM157 256V254H156ZM163 256V257H164ZM3 257V255H2ZM1 257V258H2ZM54 257H55V253H54ZM131 257V258H132ZM8 258V257H7ZM11 257H9L10 259ZM106 258V257H105ZM128 258V257H127ZM129 258V259H131ZM159 258V257H157ZM20 259V258H19ZM42 259V260H41ZM50 259L49 257L45 260H48ZM90 259V258H89ZM96 260V258H94ZM108 259V258H106ZM120 259H122V262H123V255L120 256ZM222 259V258H221ZM3 260V259H1ZM8 260V259H7ZM78 260V261H77ZM164 260L162 257H161V261ZM17 261V259H16ZM96 260V262H98ZM126 261V260H125ZM135 261V262H137ZM15 262V261H14ZM47 262L48 264V261H45ZM92 262V260H91ZM105 262V261H103ZM134 262V263H135ZM155 262V261H154ZM2 263V262H1ZM20 263V262H19ZM34 263V262H33ZM101 263V262H99ZM99 263H96V264H99ZM125 263V262H124ZM160 263V262H159ZM162 263V264H163ZM223 263V262H222ZM220 263V264H222ZM18 264V263H17ZM21 264H23L21 262ZM35 264V263H34ZM44 264V263H43ZM46 264V263H45ZM92 264V263H91ZM94 264V263H93ZM102 264V263H101ZM161 264V263H160Z\"/></svg>","mask_w":264,"mask_h":264},{"label":"rangeland","instance_id":"374dc122","mask_svg":"<svg viewBox=\"0 0 264 264\" xmlns=\"http://www.w3.org/2000/svg\"><path fill=\"white\" fill-rule=\"evenodd\" d=\"M44 1V2H43ZM49 3H48V2ZM53 1V2H52ZM64 1H66V0H0V78H4V76L6 77V78H8V79H11V77H13V76H15V77H18V76H21L22 77V81H21V85L24 87V95H23V98H22V101L21 100H16V97H14V96H12V98L10 99H8V100H6L5 102H3V101H1L0 102V147H2V148H4L5 150L7 149L8 151H10V153L8 154L7 152H6V156L4 157L3 155H2V153H0V164H1V166H0V180L2 181V183H4L5 184V187L7 188H5L6 190H9V191H12V193H13V191L15 190V193L14 194H10V192L8 191V194H7V197H8V199H7V197H6V201H5V204H4V202L1 204L0 203V245H2V246H0V264H21V262L23 263V264H37L35 261H40V259H39V255H33V254H31L30 253V246L29 247H27V246H25V248H23L24 249V251H21V249H22V247L24 246V245H26V244H24L23 242H24V240H25V238H24V236L23 235H25V233L27 232V229L24 227V223H23V221H25V219H27V217L29 218V219H31V221L32 222H34V224H36L37 222H38V220L40 219V218H42V217H47V216H49L50 215V217H49V219L52 217V216H54L55 217V222H56V224H59V228L62 226V228H60L59 230V234H61V235H67L68 236V246L69 247H72L71 245H73L74 243H76L77 245L78 244H80V242H81V240L83 239V237L84 236H87V234H89V227L90 226H92L91 225V223L90 224H88V226H87V224L85 223V222H81L80 220H79V218L77 217V216H79V215H82V213H86L87 211H89L90 212V210H91V214H93L92 213V211L93 210H95L96 209V206H97V203L96 202H94V203H92V206H91V208H89V203H86V204H83L82 206H80V204H79V201H76L75 200V197H74V193H73V184L75 183V180H73V178H72V176H73V173L75 172V170H73V169H78L79 171H81L82 169H84V170H89L90 169V167H91V162H92V157H91V154L89 155V157H87L86 159H84V161H83V164L80 166V164L78 165V164H73V163H70L71 161H72V158L71 157H73L72 156V152H73V150H72V145H70V147L68 148V152L66 151V149H59V147H57V146H55V144H54V141H53V136H55L56 134H59V133H61L62 131H63V129H62V122H67V124H68V126H69V135H71V137L73 138V139H77V140H79V141H83V140H86L87 142H89V143H91L90 144V147L92 146V142H93V136L92 135H94V134H96V133H102L104 136H105V138L108 140V141H111L112 143H117V144H120V143H122V140L120 139V138H118V135L122 132L121 131V127L123 126V125H121V122L126 118V115L128 114V115H131L130 116V118H134L133 117V115L136 117V118H142V119H145L146 121H147V123H149L150 121V126H152V127H150L149 126V124H148V130H149V128H150V130H153L154 128H156L157 126H161V125H166V128H167V131L165 132V135H164V137H163V140H167V139H171L172 138V136H170V135H173V132L175 131V129H174V127H175V122H177L176 121V119H174L175 117H182V121H184L185 119H186V121H187V119H190V120H192L193 121V123L192 124H196V126H195V124H194V126H192V128H190L185 134H183V138L185 137V139H183V140H181V141H178V143H177V145L175 144L174 146H171L167 151H166V154H164L163 156H161V158H159V160H158V163H161V162H163V163H161V164H158L160 167H163V168H166V170L168 171V169H169V172H170V174H172L173 175V177H180L181 175V173L184 171V170H186V172H184L185 174H189L191 177H192V180L195 182V179L197 180V175L196 174H194V171H196V168L195 167H198V166H203L206 162L207 163H213V162H215V160L217 159L218 161H217V164L218 165H220L219 166V171H217L216 173H215V176L212 178V182L215 184V187L217 188V190H220L221 191V189H222V191L220 192V191H217L219 194V198H217V200H216V205H218L219 206V209H215L214 211H215V213H217V218L219 219V216H220V219H219V223L221 222V221H223L224 220V217L227 215V213H223L225 210H226V203H227V201L229 200V196H228V194H226V193H230V188H231V185H232V183H231V181L228 179H226V176L227 175H229L230 174V172L231 171H233V170H231V169H234V171L236 170V171H238V170H240L241 168H243V167H246V166H244V165H246L244 162L240 165V166H238L237 168H235L234 167V164L231 162L233 159L236 161V160H238V158L239 157H236V156H234V155H232L235 151L233 150H231L230 151V149H232L233 147V143H229V134L228 135H226L227 134V132H228V130H229V127L228 126H230V123L228 124L227 122H223V124H226L227 123V126H223V124L219 121V123H217V124H215L214 123V126H212V124L213 123H211V126H210V122L212 121V118H211V115H213V114H209V113H214V114H218L219 113V106L222 104L221 102H219L218 103V105H217V102H215L214 100H218V98H219V94H221L222 92H224V90H226L227 88H230V86H229V84H228V86L226 85V84H223L222 83V78H220L219 79V77H221L222 76V72H223V70H225V69H227V68H231V67H233V66H235V64L237 65L238 63H242L243 61L242 60H244L243 58H244V56L242 55V54H244L243 52H237L236 53V55H234V54H228V55H225V53H224V51H225V49L223 50V53H222V51H219V49H221L220 48V46H218V43L220 42L221 43V39L224 37V36H226L227 35V33L226 32H228L229 31V25L231 26L232 25V23H233V21L237 18V17H239V15L241 16V12H234V11H232V4H233V0H196V1H194V0H175V4L173 3V0H166V1H168L166 4L164 3V2H166L165 0H141L142 1V4H141V2L139 1V0H85V5H86V3H87V5L86 6H88V7H85L84 6V9L85 10H83V19H82V21H84L85 19L86 20H88V22H87V30H88V32H89V36H90V40L92 41H90V43H92L91 44V48H92V50H91V52H90V55H92V57L89 55V53L87 54V56H86V54L85 53H79V54H75L74 55V57H75V59H76V65H69V64H62V65H60V66H53V67H48V68H46V69H44V70H41V72L39 73H37V71L39 70V69H35V68H37L36 66H34L35 64L32 62L33 60H30L29 59V57H30V55H31V52H30V50H32L34 47H35V45H36V43H37V41H38V38H39V36H42V32H43V27H45V25L48 23V18H47V12L48 11H50L51 10V8L54 10V9H57V8H59L58 6H60L59 4H63L64 3ZM82 1V0H81ZM88 1V2H87ZM109 1H112V2H109ZM156 1V2H155ZM161 1H163V2H161ZM177 1H179V3L177 2ZM198 1V2H197ZM212 1V4L210 3ZM231 1V2H230ZM258 1H261V2H264V0H258ZM60 2V3H59ZM103 2H105V3H103ZM148 2V3H147ZM159 2H161V3H159ZM180 2L181 3H183V5H181L180 4ZM190 2H191V4H190ZM195 2H197V3H195ZM207 2V3H206ZM214 2V3H213ZM92 3V4H91ZM96 3H97V5H96ZM124 3V4H123ZM136 4V6H131V7H129L131 4ZM140 3V4H139ZM151 5H150V4ZM187 3V4H186ZM196 5H195V4ZM198 3H201V4H198ZM17 6H16V5ZM53 4V5H52ZM99 4V5H98ZM109 4V5H108ZM111 4V5H110ZM123 4V5H122ZM143 4H144V6L146 5V7H144L143 6ZM149 4V5H148ZM185 4H186V6H185ZM213 5L212 7L211 6H209V5ZM217 4V5H216ZM230 4H231V6H230ZM264 4V3H263ZM5 5V6H4ZM44 5V6H43ZM46 5V6H45ZM90 5V6H89ZM102 5V6H101ZM139 5V6H138ZM173 5V6H172ZM175 5H178L179 7H180V9L178 10V14L176 13V11H174V8H172V7H174ZM201 5V6H200ZM75 6H78L77 4H75V5H65V8L63 9V10H61V13H67L68 15H71L73 18H77V16H78V13L81 11L80 9L82 8L83 9V7H81L80 9H79V6H78V8L77 7H75ZM142 6V7H141ZM148 6H150L151 7V9H150V7H148ZM155 6H156V10L157 11H155L156 13H158L159 11H158V8L160 7V6H162L160 9H162L163 8V10L162 11H160V14H162L161 15V17L158 19V16H156V17H154V18H156V19H158V21L160 22H156V19H152V17H153V14H155L154 13V8H155ZM170 6V7H169ZM172 6V7H171ZM196 6V7H195ZM197 6H199V8L201 9H199V8H197ZM204 6H206V7H204ZM210 7V9H209V7ZM67 7V8H66ZM109 7V8H108ZM137 7H139V8H137ZM169 7V8H168ZM187 7V8H186ZM193 7H195V8H193ZM3 8V9H2ZM15 8V9H14ZM71 8V9H70ZM131 8V10H129ZM140 8H142V10L140 9ZM170 8H172V9H170ZM205 8V9H204ZM215 8V9H214ZM50 9V10H49ZM60 9V8H59ZM120 9V10H119ZM137 9V10H136ZM139 9V10H138ZM145 9V10H144ZM146 9H148V11L146 10ZM182 9H183V11L185 10V12H183L182 11ZM44 10V11H43ZM88 10V11H87ZM131 12V11H133L134 12V10H135V14L133 13V14H129V11ZM152 10V11H151ZM170 10H173L172 12L170 11ZM187 10H188V13H187ZM199 10V11H198ZM204 10V11H203ZM263 10H264V7H263ZM40 11V12H39ZM86 11V12H85ZM105 11V12H104ZM115 11V12H114ZM138 11V12H137ZM140 11V12H139ZM144 11H146V13L144 12ZM206 11V16H207V14H209L210 12V14L206 17L205 15V17H203L201 14L203 13V12H205ZM44 12V13H43ZM76 12V13H75ZM110 12V13H109ZM150 12V13H149ZM162 12H164V14L162 13ZM187 13V14H185L184 15V17H182L183 16V14L182 13ZM201 14H200V13ZM208 12V13H207ZM73 13L75 14V15H73ZM120 13V14H119ZM144 13H145V15H146V17H145V15H144ZM151 13H153V14H151ZM167 13H168V15H167ZM173 15H171V14ZM189 13H190V15H189ZM108 14V15H107ZM128 14H129V16H128ZM148 14V15H147ZM152 15V17L150 16V15ZM170 14V15H169ZM195 14V15H194ZM198 14V15H197ZM199 14H200V16H199ZM92 15V16H91ZM102 15L103 16H105V17H103L102 18ZM110 15V16H109ZM140 15V16H139ZM156 15V14H155ZM167 15L169 18H172L173 19V22L172 21H170L171 22V26H170V24L168 23L169 21L167 20V19H169L167 16H166V18H164L165 16ZM32 16V17H31ZM107 16V17H106ZM126 16H128V17H126ZM136 16V17H135ZM141 16H144L145 17V19L146 18H148V19H150V20H152L153 21V23H152V25H154L155 27L157 26V29H158V27H159V29H161V27H162V31L161 30H159V32H158V39L161 41V40H164L165 39V46L164 47H169L170 45H172L173 43H174V40H175V42H179V36H181V35H183L182 33H184V32H188L189 33V35L191 34H193V38L195 37L196 38V40H194L193 38H190V39H192L191 41L193 42V44L192 43H190L189 41H188V44L190 43V46H196L197 47V50L199 51V55H197V57L198 56H203V59H204V57L206 58V60L208 59V58H210V59H212V62H211V60L209 59V60H207V62H206V60H203L202 59V62L203 63H206L208 66H210L209 67V69H211L209 72H208V76L206 75V77H205V80L206 81H204V80H202L200 83H203V82H207V84H204V87H203V85H201L199 82L197 83L190 75L192 74V72L189 74L188 72H190L188 69L189 68H186L187 66H185V65H183V64H180V65H178L179 67H180V69L181 68H185V69H187L188 71H186V70H183V69H178L179 67L177 66V62H176V64L174 63V65H173V68H175V65H176V69H178V70H176V69H173L172 68V65H170V63H168V62H166V61H163V58H165L166 56L165 55H167V53L166 54H164L165 52H167L166 50L167 49H169L168 47H167V49H165V48H158V42H150L148 45H144V38H146V36H148V33H146V32H144L143 30H135L134 29V27H133V25H129V23H130V20H132V19H134V20H132V24H135L136 22H137V20H138V18L139 17H141ZM148 16V17H147ZM151 18H150V17ZM164 16V17H163ZM177 16V17H176ZM179 16H181V17H179ZM188 16H190L191 18H189ZM195 16H197V18H195ZM201 16L204 18V19H206V21H207V23H208V25H209V27H210V29H209V27L206 29L205 27H203V25H201L200 24V22H203L204 20H203V18H201ZM41 17V18H40ZM88 17V18H87ZM119 17V18H118ZM121 17V18H120ZM125 17V18H124ZM135 17V18H134ZM175 17V18H174ZM187 17V19H185ZM209 17V18H208ZM25 18V19H24ZM45 18V19H44ZM123 18V19H122ZM164 18V23H163V21H162V19ZM183 19V20H181V21H184L185 22V24H182L183 25V28L181 29V28H179L180 26H178L179 25V23H178V25L176 24V26H177V28H179L180 29V32H179V30L178 31H174V26H175V23H177L180 19ZM192 18H193V20H192ZM199 18H201V20L199 19ZM208 18V19H207ZM90 19H91V21H90ZM106 19V20H105ZM129 19V20H128ZM166 19V20H165ZM171 19V20H172ZM175 19H179L178 21H175L174 22V20ZM189 19V20H188ZM199 19V21H197ZM114 20V21H113ZM128 20V21H127ZM135 20H136V22H135ZM186 20H188V21H186ZM192 20V21H191ZM195 20L198 22V23H196L195 22ZM107 21L109 22V23H107ZM127 21V22H126ZM155 21V22H154ZM168 21V22H167ZM180 21V22H181ZM112 22V23H111ZM129 22V23H128ZM194 23V24H192V23ZM212 22V25L211 24H209V23H211ZM88 23H89V25H88ZM98 24L97 25V27H96V25L95 24ZM116 23V24H115ZM155 23L157 24V25H155ZM188 23V25L187 26H185L186 24ZM190 23V24H189ZM207 23L206 22H204V26H205V24H206V26H207ZM231 23V24H230ZM31 24V25H30ZM41 24V25H40ZM84 24V26H85V24H86V22L85 23H83ZM91 24V25H90ZM108 24V25H107ZM116 26H115V25ZM159 24H161V26L159 25ZM181 24V23H180ZM104 25V26H103ZM117 25L118 26H120V27H118L117 29H116V27H117ZM126 26V25H128L129 27H132L131 29H130V31H129V27L128 26H126V28L127 29H125L124 28V26ZM151 25V26H152ZM168 25L170 26V30H169V28H168ZM190 25V26H189ZM211 25V26H210ZM225 25H227L228 27H227V31L226 32H223V30H224V27L223 26H225ZM39 26V27H38ZM90 26V27H89ZM150 26V27H151ZM163 26H165V31H163L164 29V27ZM185 26V27H184ZM203 28H202V27ZM213 26V27H212ZM88 27L91 29V30H89L88 29ZM109 27V28H108ZM172 27H173V30H172ZM182 27V26H181ZM205 28V29H204ZM226 28V27H225ZM124 29V30H123ZM133 29V30H132ZM183 29H184V31H183ZM204 29V30H203ZM119 30V31H118ZM132 30V31H131ZM166 30H168V31H166ZM175 30H177V29H175ZM186 30V31H185ZM201 30H202V32H201ZM40 31V32H39ZM114 31V32H113ZM174 31V32H173ZM211 33V31H212V33H213V36L211 35H209L210 37L209 38H207V40H209L210 38H212V39H210V40H213L215 43H210V44H214L213 46H211L210 44H208V46L210 45L211 46V48L213 49L212 51H210V47H208L207 46V44L206 45H203L204 43H208V42H204L203 44L202 43H200V44H202L203 46H200V44L198 45L197 43H199V42H201V41H205V40H202L203 38L204 39H206V37H207V33ZM217 31V32H216ZM218 31H220V32H218ZM39 32V33H38ZM105 32H107V35H106V33ZM129 33V35H128V33ZM130 32H132L131 33V35H130ZM163 32H165V33H163ZM171 32H173V33H171ZM178 32V33H177ZM205 32V33H204ZM215 32L216 33H218V35H219V38H218V35L217 34H215ZM110 34V36H109V34ZM119 33H120V36H119ZM125 33H127V35H125ZM159 33H163L162 35V37L163 38H161V35L159 34ZM171 33V34H170ZM176 35H175V34ZM181 35H180V34ZM194 33H195V35H194ZM196 33H197V35H196ZM202 33H204V35L202 34ZM226 33V34H225ZM105 34V35H104ZM113 34V35H112ZM165 34V35H164ZM166 34H170V35H172V38L174 39V38H176V39H172L171 38V36L170 35H168L167 37V39H170L169 40V45L167 44V40H166ZM199 34H200V37H199ZM202 34V35H201ZM118 35V36H117ZM125 35V36H124ZM132 35H133V37H132ZM141 35V36H140ZM190 35V37H192ZM224 35V36H223ZM23 36V37H22ZM26 36V37H25ZM108 36V37H107ZM113 36V37H112ZM127 36V37H126ZM160 36V37H159ZM169 36H170V38H169ZM206 36V37H205ZM217 36V37H216ZM38 37V38H37ZM110 37V38H109ZM119 37V38H118ZM126 37V38H125ZM136 37V38H135ZM228 37V36H227ZM31 40H30V39ZM107 38H109V40H107ZM113 38V39H112ZM221 38V39H220ZM34 39V40H33ZM106 39V40H105ZM132 39V40H131ZM140 39H142V40H140ZM171 39H172V41H173V43H172V41H171ZM182 39H183V37H182ZM182 39L180 40V42L182 41ZM217 39H219V42L217 43ZM223 39H226V37H224ZM228 39V38H227ZM226 39V40H227ZM114 40V41H113ZM128 40V41H127ZM54 42H52V46H54V44H55V40H53ZM105 41H106V45H105ZM126 42V43H123L122 44V42ZM98 42V43H97ZM110 42V43H109ZM162 42V41H161ZM33 43V44H32ZM100 43V44H99ZM138 43V44H137ZM139 43H141V44H139ZM172 43V44H171ZM220 43H219V45H220ZM32 44V45H31ZM94 44H95V46H94ZM103 44V45H102ZM117 44V45H116ZM118 44H120V45H118ZM151 44H155L154 46H155V48L153 47V45L151 46ZM167 44V45H166ZM14 45V46H13ZM18 45V46H17ZM113 45V46H112ZM140 46V47H138V50H137V46ZM198 45V46H197ZM13 46V47H12ZM33 48H32V47ZM39 46V45H38ZM93 46H94V48H93ZM119 46H120V48H119ZM124 46V47H123ZM132 47V48H130V47ZM117 47V48H116ZM126 47V48H125ZM134 47V48H133ZM150 47V48H149ZM199 47V48H198ZM208 47V48H207ZM218 47V48H217ZM98 49L99 51H101V50H104V55H103V57L102 56H100L99 57V55H102L101 54V52L99 53V55H98V58L96 59L95 57H93L94 55H93V52L96 50V49ZM116 49V50H113V49ZM122 48V49H121ZM154 48V50H152ZM157 48V49H156ZM200 48H204V50H206V51H204L203 49V52H202V50L200 49ZM125 50L126 49V53L124 52V51H122V50ZM155 49H156V52H155ZM218 49V50H217ZM10 50H11V52H10ZM106 50V51H105ZM110 50V51H109ZM112 50H113V52H112ZM147 50V51H146ZM162 50L164 51V53H162V54H160L161 52H162ZM133 52L132 54L134 55V57H135V59L137 60V61H139L137 64L138 65H143V66H141L142 67V70H144V72L146 73V74H148L149 73V75H148V78H146V80L145 81H143L141 84H140V88H138V90H144V91H142V92H144V93H147V94H149L150 95V97H153V98H156V99H154V103H153V106L155 107V108H153V106H152V102L150 103V104H146V103H143V99L141 98V100H140V102L138 101L139 99V97L138 96H134L133 97V103H131V104H129V103H125V104H122V100H123V102L125 101V99L123 98V99H121V101H120V97L122 96V94L124 93V90L126 89V86L128 85L127 84V82H125V81H127L128 79H129V76H131V74L133 73V72H135L136 71V69L134 68V70L132 69V66H129V67H127V66H125L124 67V65L122 64V63H124L125 64V62H124V60H125V57H127L128 56V54L130 53V52ZM138 51V52H137ZM159 51V52H158ZM218 51V53H216ZM26 52H28L27 53V55L25 56V58H24V55L26 54ZM204 52H206L205 53V55H203V53ZM208 52L209 53H213L212 54V56L211 55H206V54H208ZM15 54V57L13 58V62H11V61H8V59H7V55H9V56H11V54ZM16 53H18L19 55H18V59H17V55H16ZM114 53H116V54H114ZM151 53H153V54H151ZM201 53H202V55H201ZM220 53H222V54H220ZM239 53V54H238ZM242 53V54H241ZM20 54H21V56H20ZM24 54V55H23ZM124 54V55H123ZM127 54V55H126ZM157 54V55H156ZM159 54V55H158ZM169 54V53H168ZM148 55L150 56V57H152V58H155L154 59V62H157V60H158V58H160L158 61H159V63L157 64V65H159V70H163L162 71V73L164 74H162L161 73V77L160 78H158L157 76H158V71H157V67H155L156 65V63H154L153 62V60H152V63L150 62H147V64H143L144 62H143V60H144V57H145V60L144 61H146L149 57H148ZM153 55H154V57H153ZM156 55V56H155ZM161 55L163 56V58H161ZM189 56V54H188V51H187V53H186V56ZM234 55V56H233ZM165 56V57H164ZM187 56V57H188ZM217 56H219V58L217 57ZM227 56H229V57H227ZM110 57H112V58H110ZM214 57H216L215 58V61H213V59H214ZM243 57V58H242ZM94 58H95V60H94ZM100 58H103L102 59V62H101V59ZM109 58V59H108ZM116 58V59H115ZM190 58V61L192 60V57H188V59ZM22 59H23V62H21L22 61ZM99 59V60H98ZM115 59V60H114ZM157 59V60H156ZM197 59H199V60H201L199 57L197 58ZM218 59V60H217ZM104 60V61H103ZM141 60V61H140ZM156 60V61H155ZM165 60V59H164ZM220 60V61H219ZM224 60V61H223ZM19 61V62H18ZM126 61V60H125ZM216 61L217 62H219V63H221V64H219V63H216ZM223 61V62H222ZM242 61V62H241ZM32 62V63H31ZM101 62V63H100ZM117 62V63H116ZM121 62V63H120ZM162 62V63H161ZM163 62H165V63H163ZM208 62H211V63H208ZM31 63V64H30ZM79 63H80V65H79ZM114 63V64H113ZM140 63V64H139ZM216 64V66H218V67H216L215 66V64ZM223 63H224V65H223ZM82 64V65H81ZM102 64V65H101ZM113 64V65H112ZM168 64V65H167ZM179 64V63H178ZM213 64V65H212ZM218 64V65H217ZM234 64V65H233ZM69 65V66H68ZM78 65V66H77ZM152 65H154V66H152ZM163 65V66H162ZM75 66V67H74ZM100 66H102V67H100ZM106 66V67H105ZM113 66V67H112ZM148 66V67H147ZM162 66V67H161ZM19 67V68H18ZM84 67H86V68H84ZM87 67L89 68V69H87ZM108 67V68H107ZM110 67V68H109ZM124 67V68H123ZM145 67V68H144ZM161 67V68H160ZM213 67H215L214 69H212ZM222 67H226L225 69H223ZM55 68V69H54ZM75 68V69H74ZM118 68V70H116ZM121 68V69H120ZM144 68V69H143ZM154 68H156V69H154ZM7 69H8V71H7ZM27 69H28V73H27ZM77 69V70H76ZM103 69H105L104 71H102ZM148 70V72L147 71H145V70ZM208 69V70H209ZM18 70V71H17ZM29 70H30V72H29ZM83 70V71H82ZM88 70L90 71V72H88ZM107 70V71H106ZM109 70H111L112 71V74H111V76H109V79H108V84H109V86H106L105 87V85H103L104 86V89H103V87L101 88V89H99V87L97 86V84H98V81L100 80L99 78H101V80L102 79H104L105 80V77L107 76V72L109 71ZM165 70V71H164ZM166 70H168V71H166ZM175 71V76L173 77L172 75H173V73L171 72V71ZM221 70H222V72H221ZM71 71V72H70ZM76 71H78V72H76ZM101 71V72H100ZM114 71H118L116 74L117 75H114L113 76V74H114ZM120 71V72H119ZM154 71V72H153ZM31 72L32 73H34V75L32 76V74H31ZM73 72V73H72ZM156 72V73H155ZM165 72V73H164ZM168 72L170 73L171 72V74H170V76L169 77H171V80H174L175 82L177 81V83H180L181 85H183L182 83H185L184 85L185 86H191V87H193L192 86V84H194L196 87V89H197V87H198V89H200V91H199V93H198V90H197V92L196 91H194V90H196V89H194L193 88V90H192V88L191 87H189V89L187 88V95H185V96H187V97H185V99H184V97H183V95H184V92L186 91H182L179 95H181L180 97H182L183 99L181 100V98L179 97V95H178V97L177 98H175L174 97V95H173V93L170 91V89H168L167 88V90L165 89V87H167L166 85H167V83L169 82H171V80L168 78V82H162L160 79H162V77L163 78H167V74H168ZM183 72H185V74H183ZM253 72V73H252ZM42 73V74H41ZM65 73V75H63ZM67 73V74H66ZM102 73H104V74H102ZM125 73V74H124ZM182 73V74H181ZM2 74V75H1ZM26 75V76H23V75ZM29 74H31V75H29ZM90 74H91V76L92 77H94V81H96L97 82V84H95V85H93L91 88L89 87V85H88V82L90 81L89 79H90ZM98 74V75H97ZM151 74V75H150ZM157 74V75H156ZM178 74L180 75V76H182L183 75V77H185L186 78V81H185V78L183 79V77H179L178 78ZM187 74V75H186ZM206 74H207V72H206ZM250 75H252V76H254V79H255V81L257 82V80H259V78H260V81H259V83L258 84H261L262 86L264 85V83L262 82V78L261 77H263L264 78V76L261 74V76L257 79V77H258V70H252L250 73H249ZM70 75H75V76H77L78 78H77V80H75L76 81V84H74L73 86L71 85V86H68V82L67 83H65V81L64 80H66ZM250 75H247L248 77L250 76ZM257 75V76H256ZM30 76V77H29ZM44 76V77H43ZM97 76V77H96ZM100 76H103V78L102 77H100ZM124 76V77H123ZM152 78H151V77ZM165 76V77H164ZM192 76H193V74H192ZM246 76V77H247ZM255 76H256V78H255ZM25 79H24V78ZM28 77V78H27ZM67 77V78H66ZM157 77V78H156ZM189 77V78H188ZM207 77H209V79L207 78ZM247 77V78H248ZM31 78V79H30ZM84 78V79H83ZM112 78V79H111ZM156 78V79H155ZM176 78L178 79V80H176ZM207 78V79H206ZM220 81V86H219V83H218V85L216 86V84H217V79ZM250 78H251V76H250ZM250 78H248V79H250ZM23 79H24V82H23ZM115 79V80H114ZM148 79H150V80H148ZM155 79L156 81H153V80ZM180 79V80H179ZM190 79V80H189ZM212 79H216V80H212ZM60 80H62V81H60ZM184 80V81H183ZM122 81V82H121ZM153 81V82H152ZM195 81V82H194ZM210 81V83L208 84V82ZM213 81H215V82H213ZM254 81V82H255ZM263 81H264V79H263ZM113 82V83H112ZM122 84H121V83ZM156 83L155 85H153L152 83ZM158 82V83H157ZM255 82V83H256ZM87 83V84H86ZM115 83V84H114ZM212 83H214V84H212ZM263 83V84H262ZM81 84H83V85H81ZM125 84V85H124ZM127 84V85H126ZM143 84V85H142ZM148 84H152V85H149L148 86ZM165 84V85H164ZM224 85V86H222V85ZM258 84H256L257 86L256 87H254L256 90H254V89H251V90H249L248 89V87L246 88L245 87V89H244V87H243V89L245 90V91H243L241 94L243 95V96H246L250 91H251V93L254 91V92H258V93H260V94H263L262 93V91L264 92V90H262L261 91V85H259L258 86ZM62 85H64V87H67V89H62ZM117 87H116V86ZM157 85V86H156ZM184 85H183V87H184ZM206 85H207V90L208 91H206ZM215 87H214V86ZM226 85V86H225ZM111 86V87H110ZM114 86V87H113ZM123 86H125V87H123ZM156 86V88H154ZM82 87H83V89H82ZM115 87L117 88V89H115ZM160 87V88H159ZM211 87V88H210ZM106 88V89H105ZM108 88L110 89V91L108 90ZM112 88V89H111ZM124 88V89H123ZM147 88V89H146ZM157 88H159V90H157ZM164 88V89H163ZM214 88V89H213ZM27 89V90H26ZM60 89V90H59ZM99 89V91L97 92V90ZM157 90V92H156V90ZM204 89V90H203ZM211 89H213V90H211ZM219 89H221V90H219ZM223 89V90H222ZM264 89V88H263ZM56 90H57V92H56ZM104 90H105V93H104ZM111 90H114V91H111ZM118 90V91H117ZM152 90V91H151ZM155 90V91H154ZM166 90V91H165ZM217 90H218V94H217ZM246 90H248V91H246ZM253 90V91H252ZM60 91V92H59ZM152 93H151V92ZM158 91H159V93H158ZM191 91H194V92H192V94L190 93ZM211 91V92H210ZM215 91H216V93H215ZM261 91V92H260ZM110 92V94L108 95V93ZM120 92V93H119ZM138 92V91H137ZM169 92H171L172 93V95L173 96H170L171 94L169 93ZM204 92V96L205 97H207V96H209V97H207V98H210L211 100L213 99V97L215 96V99H213L212 100V102L211 103H209V104H207V100L206 99H202V98H199V99H202L203 101H204V103H203V105L205 106V107H210V108H198V107H196V105H195V102L198 100L197 98H198V94H200V93H203ZM245 92H247V93H245ZM253 92V93H254ZM81 93L83 94V95H81ZM98 93V94H97ZM107 93V94H106ZM169 95H168V94ZM188 93H189V95H188ZM193 93H195V96H194V94ZM206 93H208V94H206ZM119 94V95H118ZM134 94V93H133ZM156 94V96H154V95ZM157 94H159V98H160V100H159V98H158V95ZM191 94V95H190ZM213 94H214V96H213ZM217 94V95H216ZM241 94L239 95V93H238V95L236 96V97H239V98H236V102L235 103H233V107H236V108H239L240 106L241 107H244V108H247V110L249 109V105H247L248 103H246L247 102V100H246V98H245V101L244 100H242V99H244V97L243 96H241ZM82 96V97H80L79 98V96ZM114 95V96H113ZM118 95V96H117ZM167 95V96H166ZM193 95V96H192ZM219 95V96H218ZM96 96H98V98L96 97ZM110 96V97H109ZM161 96V97H160ZM188 96H191V97H188ZM197 96V98H196V100H195V97ZM213 96V97H212ZM248 96H249V94H248ZM112 97L114 98V97H116V98H118L117 99V101H115V100H112ZM166 97H168L167 98V100L169 99L170 101H172V102H170V101H167V100H165V98ZM170 97V98H169ZM172 97H174L175 98V100L174 101H176V102H174L173 100H172ZM193 97H194V99H193ZM173 98V99H174ZM78 99H79V101H80V99H82L81 100V108H80V106L78 105V103H80L79 101H78ZM101 99V100H100ZM177 99H180L179 100V102L177 101ZM188 101H187V100ZM97 100H99V101H97ZM108 100H110V101H108ZM146 101H148V100H146ZM162 101V102H161ZM167 101V102H166ZM203 101H201V102H203ZM218 101H220V98H219V100ZM7 103V104H6ZM96 103H97V105H96ZM107 103H109V104H107ZM113 103V104H112ZM121 103V105H122V107L121 108H119L120 107V105H118V104H120ZM165 103V106H167V107H164V104ZM167 103H169V104H171L170 106H172V107H170V106H168V104ZM239 105L238 107H237V104ZM244 103H246V105L244 104ZM66 104V105H65ZM111 104H112V107H113V109H111L110 107H111ZM160 104V105H159ZM173 104H175L174 106H178V108H180V109H176V107L174 108L173 107ZM177 104V105H176ZM212 104V107L210 106ZM242 104V105H241ZM78 105V106H77ZM108 105H110L109 107H107ZM124 105V106H123ZM140 105V106H139ZM213 105H214V107L215 108H218V109H214L213 108ZM236 105V106H235ZM243 105H245V106H243ZM35 106H36V108H35ZM76 106H77V108H76ZM96 106H98V107H96ZM115 106H117V107H115ZM142 106V107H141ZM159 106H160V108H159ZM222 106V105H221ZM114 107H115V110H114ZM140 107H141V109H140ZM240 107V108H241ZM81 110H80V109ZM108 108V109H107ZM162 108H170V110H166V109H162ZM171 108H173V109H171ZM221 108V107H220ZM20 109V110H19ZM100 109V110H99ZM149 109L150 110H155V111H157L156 113H157V115L154 117V118H151V117H146V114L149 112ZM206 109V110H205ZM211 109V112L209 111V113H208V110H210ZM24 110H28L29 111V116L27 117V119L21 124V126H18L17 128L15 127L14 129L12 128H10L11 127V119L15 116V115H17L19 112H22V111H24ZM163 110V111H162ZM175 112H174V111ZM180 110V111H179ZM201 110V111H200ZM215 110H218V111H216L215 112ZM99 111V112H98ZM142 111V112H141ZM162 111V112H161ZM168 111H169V116L170 117H168V115H166V113H168ZM181 111H183L181 114H180V112ZM205 111H207V112H205ZM249 112L251 111V109L250 110H248ZM248 111H246L247 113L245 114L244 113V115H246V117H244L243 118V115L241 116L242 118H243V120H245V118L247 119V117L250 119L251 117H249L250 115H251V113L249 114L248 113ZM14 112H16V113H14ZM80 112V113H79ZM139 112V113H138ZM144 112H147L146 114H144ZM163 112H166V113H163ZM171 112H173V113H176L175 115L173 114H170ZM203 112V113H202ZM78 113H79V115H78ZM119 113V114H118ZM138 113V114H137ZM184 113V114H183ZM185 113H187V115H189V116H187L186 117V115H185ZM190 113V114H189ZM35 114V115H34ZM75 114V115H74ZM99 114V119H98V116L97 115ZM123 114V115H122ZM137 114V115H136ZM167 117H166V116ZM181 115V116H180ZM203 115V116H202ZM206 115V116H205ZM210 115V116H209ZM2 116V117H1ZM9 116V117H8ZM35 116V117H34ZM68 116V117H67ZM214 116V115H213ZM62 117V118H61ZM74 117V118H73ZM163 117V118H162ZM173 117V118H172ZM211 118V119H209V118ZM2 118V119H1ZM73 118V119H72ZM100 118H103V119H105V121L102 119V120H100ZM149 118V119H148ZM156 118V119H155ZM165 118V119H164ZM185 118V119H184ZM191 118H193V119H191ZM158 119V120H157ZM209 119V120H208ZM253 118H251L250 120H252ZM4 120V121H3ZM207 120V121H206ZM59 121H61V122H59ZM103 121V122H102ZM149 121V122H148ZM158 121V122H157ZM170 121H171V123H170ZM210 121V122H209ZM224 121H226V120H224ZM114 122H117L119 125L118 126H113L112 124L114 123ZM173 122V123H172ZM205 122H207V124H208V128L206 129V128H203L204 126H206V124H204ZM229 122V121H228ZM36 124V126H35V124ZM74 123V124H73ZM96 123H98L99 124V126H98V124H96ZM170 124V126H168V124ZM221 123V127L220 126H218V124H220ZM8 124H9V126H8ZM155 124H156V126H155ZM171 124H172V126H171ZM78 125V126H77ZM202 127H201V126ZM89 126V127H88ZM98 126V127H97ZM102 126V127H101ZM127 126V127H126ZM124 128H122L123 130H126V128H131L129 125H126ZM216 126H217V128H216ZM104 127V128H103ZM196 127V128H195ZM210 127H211V133L209 132L210 131ZM215 127V129H212V128H214ZM9 128V129H8ZM61 128V129H60ZM76 128L77 129H81L80 131L78 130V132H80V133H77V131H76ZM84 128V129H83ZM226 128H228V129H226ZM21 129V130H20ZM45 130V132H43L44 130ZM87 129V130H86ZM169 129V130H168ZM201 129L205 132L206 130H207V132H208V134H207V132H206V134L203 132V134H201ZM219 129H221V130H219ZM223 129H225V130H223ZM74 130V131H73ZM89 130V131H88ZM92 130V131H91ZM102 130V131H101ZM193 130V131H192ZM215 130V131H214ZM7 131V132H6ZM28 131V132H27ZM192 131V132H191ZM198 131V132H197ZM219 131H221V133L219 132ZM225 133H224V132ZM5 132V133H4ZM36 132V133H35ZM190 132V133H189ZM213 132V133H212ZM29 133V134H28ZM86 133V134H85ZM112 133L113 134V138H112V135H110V134ZM166 133H167V135H166ZM219 133H220V135H219ZM4 136H3V135ZM54 134V135H53ZM78 134H80V135H78ZM169 134V135H168ZM212 134V135H211ZM214 134H215V136H214ZM6 135V136H5ZM36 135V136H35ZM53 135V136H52ZM74 137H73V136ZM191 135V136H190ZM203 135V136H202ZM207 135H209V136H211L210 137V139L211 138H213L212 140H210L209 138L208 139H206L207 137H205V136ZM222 135H224V136H222ZM14 136V137H13ZM18 136V137H17ZM171 138H170V137ZM194 136V137H193ZM197 136V137H196ZM198 136H199V138H198ZM208 136V137H209ZM226 136H228L227 137V140H225V141H222V140H224V139H226ZM4 137H6V138H4ZM20 137V138H19ZM24 137V138H23ZM29 137V138H28ZM35 137H36V139H35ZM90 137V138H89ZM166 137H168V138H166ZM202 137H205L204 139L202 138ZM222 137V138H221ZM80 138V139H79ZM189 138H191L192 140H195V142H196V144H199V145H196L195 146V148L194 149H197V152L198 153H202V154H204V155H202L201 154V158L199 159V161H196L195 163H194V166L191 164V163H185V161H186V159L188 158V159H190V156H188V157H185V154H183V153H185V151H184V149L185 150H187L188 148H187V146L186 145H188V143L187 142H189L191 139H189ZM194 138H197V140L196 139H194ZM189 139V140H188ZM204 141H203V140ZM163 140H162V142H163ZM205 140H207L206 141V143H204L205 142ZM184 141V142H183ZM2 142V143H1ZM36 142V144L37 145H35L34 143ZM162 142H161V144H162ZM183 142V143H182ZM223 142V143H222ZM225 142H227L228 144H226ZM12 143V144H11ZM204 143V144H203ZM160 144V143H159ZM181 144H185V145H181ZM228 145V146H222V145ZM34 145H35V147H34ZM181 145V146H180ZM203 145V146H202ZM204 145L205 146H207V147H204ZM8 148H7V147ZM11 146V148H9ZM18 146V147H17ZM39 146V147H38ZM101 147H100V149H102V145H100ZM176 146H177V148H176ZM185 146V147H184ZM198 146H200V147H198ZM17 147V148H16ZM34 147V148H33ZM181 147V148H180ZM184 147V148H183ZM222 147H225V148H222ZM232 147V148H231ZM36 148V149H35ZM92 148V147H91ZM175 148V149H174ZM199 148H200V150H199ZM206 148V149H205ZM32 149H33V153L34 154H32L31 152H32ZM178 149H180V150H178ZM54 150H55V152H54ZM175 150V151H174ZM176 150H177V152H176ZM39 151V152H38ZM60 151V152H59ZM209 151V153H207ZM37 152V153H36ZM54 152V153H53ZM174 152V155L172 154ZM181 152V153H180ZM204 152V153H203ZM206 152V153H205ZM232 152V153H231ZM12 153V155H10ZM36 153V154H35ZM53 153V154H52ZM67 153V154H66ZM153 153V152H152ZM152 153H151V155H152ZM169 153V154H168ZM217 153H220V154H217ZM32 154V155H31ZM78 154V153H77ZM77 154L75 153L74 155V157H75V159L73 160V161H75V162H77L78 161V159L80 158L79 156H77ZM154 154V153H153ZM172 154V155H171ZM49 155V156H48ZM56 155H58V156H56ZM79 155V154H78ZM178 156V157H180L178 160H180L181 158V162L179 163H174V156ZM182 155V156H181ZM218 155V156H217ZM231 155V156H230ZM12 156H13V158H12ZM29 156H31V157H29ZM52 156V157H51ZM66 156V157H65ZM172 156V158L170 159V157ZM221 156V157H220ZM233 156H234V158H233ZM39 157V158H38ZM44 157V158H43ZM64 158V161H63V159H61V158ZM204 157V158H203ZM206 157V158H205ZM207 157H208V159H207ZM214 157V158H213ZM236 157V158H235ZM240 157H244V158H246V155H242V156H240ZM28 158H29V160H28ZM45 158H46V160H45ZM56 158V159H55ZM184 158V159H183ZM213 158V159H212ZM233 158V159H232ZM32 159V160H31ZM41 159V160H40ZM44 159V160H43ZM48 159V160H47ZM54 159H55V161H54ZM162 161H161V160ZM206 159V160H205ZM230 159V160H229ZM242 159V158H241ZM27 160H28V162H27ZM167 160V161H166ZM170 160V161H169ZM200 160H202V161H200ZM211 160V161H210ZM19 161V162H18ZM59 161H61V162H59ZM63 161V162H62ZM172 161H173V164H172ZM204 161V162H203ZM206 161V162H205ZM241 161H243V160H241ZM166 162H167V166H166ZM171 164H170V163ZM184 162V163H183ZM202 162V163H201ZM18 163V164H17ZM110 163V164H109ZM165 163V164H164ZM204 163V164H203ZM25 164H27L26 166H24ZM52 164H54L55 165V167H56V171H55V177L52 179V178H48L49 180H48V182L45 180V178L47 177V172H48V167L49 166H51ZM63 166H62V165ZM65 164H66V166H65ZM71 164V165H70ZM111 162H107L105 165H104V168H105V171H107V172H115V171H121V170H124V168H125V163L124 162H121V163H119V167L118 168H116V169H114V168H112V166H111ZM169 164V165H168ZM176 166H175V165ZM182 164V168L181 169H184V170H182L181 171V169H180V165ZM230 164H232L233 166H230ZM244 164V165H243ZM78 165V166H77ZM124 165V166H123ZM162 165H164V166H162ZM171 165V166H170ZM179 167H178V166ZM187 165V166H186ZM14 166V167H13ZM77 166V167H76ZM80 166V168H78ZM109 166V167H108ZM186 168H185V167ZM223 166V167H222ZM242 166V167H241ZM71 167V168H70ZM160 167H158V168H160ZM178 167V168H177ZM227 167V168H226ZM232 167V168H231ZM9 168V169H8ZM61 168V169H60ZM107 168H110V169H108L107 170ZM141 168H142V170H143V174H144V178L146 179H148V178H152V175H154V174H156L157 173V169L155 168V170H154V168H153V170L152 169H150V168H148L147 166H146V164H141ZM174 168L177 170H175L176 172H178L179 170L178 169H180V171L181 172H179L178 173V175H176L177 173H175V171H174ZM225 168V169H224ZM71 169V170H70ZM119 169V170H118ZM26 170H28V172L26 171ZM61 170H62V172H61ZM70 170V171H69ZM153 171L154 172V174H152L153 172H151V171ZM173 170V171H172ZM222 170V171H221ZM5 171V172H4ZM8 171V172H7ZM78 171V172H79ZM62 173L61 175H60V173ZM68 172H70V173H68ZM77 172V173H78ZM222 172V173H221ZM224 172V173H223ZM257 172V173H256ZM1 173H5V174H3L4 175V177H3V175L1 174ZM151 173V174H150ZM227 173V174H226ZM254 172H252L251 173V175L253 174ZM255 173H256V175L255 174H253L252 176L251 175H249V176H251L252 177V179H257L258 177H259V175H258V177L257 178H254V175L255 176H257V174L258 173H261L260 171H255ZM150 174V175H149ZM169 174V175H170ZM2 175V176H1ZM6 175V176H5ZM69 175V176H68ZM175 175V176H174ZM248 176V175H247ZM248 176V177H249ZM261 176V175H260ZM10 177V178H9ZM59 177H60V179H61V182H58L57 181V178L59 179ZM251 177H249V179H251ZM56 178V179H55ZM9 179V180H8ZM67 179H68V182H66L67 181ZM28 180H29V182H28ZM65 180V181H64ZM19 181V182H18ZM193 181H191V185L193 184V185H195L194 187H191L190 186V189H191V191H189L190 189H189V187H185L184 188V190H183V192H182V194L180 195V197H179V200L178 201H174V203H168L166 206L164 205V208L163 207H161L159 210H158V212H161L160 214H158V212H157V210L156 209H152V210H150L149 211V213H151V217H148V216H146L145 215V217H144V210H142V208H140L141 207V203L143 202V201H141V202H138V203H136V204H134L135 206H137V208H138V210H139V212H138V210L137 209H134L133 210V213H134V219L133 220H138V218L139 219H141L142 221H143V224L145 223V225H146V229H148V230H146L144 227V229L143 228H141L140 230V234H138V236H137V238H136V240L134 241L133 240V242H132V234H130L129 233V236H128V233L127 234H125V235H123L124 237L123 238H119V240H120V247H123L124 248V250L123 251H121L120 250V248H118L117 246H112V247H109V250H108V252L107 253H105L104 255H103V257L105 256L106 258H108V259H106L105 257H104V259H101L100 261H98V258L97 257H95V256H93V255H91V257H90V255H88V260L90 261V264L92 263H94V264H96V263H99V262H101L102 264H142L141 262H139V261H137V260H133L134 258L132 257V255H131V253H126V252H124L125 251V248H127L129 245H131V243H134V244H136V246L138 247V248H141L146 242H152L153 241V239L154 240H156L157 238H156V236H155V232L152 230V228L154 227H156L157 225H156V223H162V218H164L165 216H166V213L167 212H169L170 213V211L169 210H177L176 211V213H178L179 212V210L178 209H180V206H181V204L182 205H184V204H188V201L190 202V201H192V195L191 194H193V192L192 191H194V194H193V197H196V196H194V195H196L197 194V192H198V195L199 194H202V195H200L201 197V202H199L197 205H195V206H193L192 208H191V212H190V217H192V219L194 218V220L195 221H197L196 219L197 218H199V217H197V216H202V218H206V216H208V217H210L209 215H207V214H205V215H203V213H201V215H200V212H199V210L197 211V209L199 208H201V209H203V206H205V205H207L208 203V200H206V201H204L205 199H203V198H206V193H204L203 194V192H199L198 190H199V186H201V185H203V184H201V182H200V184H194V182ZM70 182V183H69ZM95 182V181H94ZM19 183V184H18ZM165 183L168 185V186H171L172 185V183L169 181V180H166L165 181ZM196 183V182H195ZM222 183V184H221ZM6 184H11L12 185V187L13 188H11V185H7L6 186ZM47 184H49V185H47ZM65 184H70L69 186H67V185H65ZM221 184V185H220ZM192 185V186H193ZM197 185V186H196ZM227 185V186H226ZM19 186H21V188L19 187ZM48 186H50V187H48ZM217 186H219V187H217ZM15 187H18V189L17 188H15ZM69 188V192H68V189H65V188ZM95 187H96V184H95ZM199 187V188H198ZM263 187V186H262ZM30 188V189H29ZM196 190H195V189ZM201 188H202V186H201ZM220 188V189H219ZM223 188H225V189H223ZM17 189V190H16ZM44 189V192H42L41 190H43ZM87 190V192L88 191H91L92 189H90V185H88L87 186V188H86ZM187 189V190H186ZM198 189V190H197ZM260 189L261 190H263L264 189V187L263 188H261L260 187ZM20 192H19V191ZM94 190H96L95 188H94ZM64 191H66V193L64 192ZM130 191V192H129ZM129 191H127V193H129V194H134L133 192H135L134 191V189L132 190V189H130ZM196 191V192H195ZM200 191H202L201 189H200ZM227 191H229V192H227ZM16 192H18V194L16 193ZM56 192V193H55ZM91 192H93V190L91 191ZM103 192V191H102ZM190 192V193H189ZM192 192V193H191ZM223 193L224 194H226L225 195V197H224V195H223ZM63 194H65V197H64V195ZM12 195V196H11ZM17 196V198H16V196ZM18 195H20V196H18ZM64 197L63 199L64 200H62V196ZM69 195V196H68ZM67 196V197H66ZM14 197V198H13ZM28 197V198H27ZM56 197V198H55ZM71 197H73V198H71ZM10 198L12 199V200H19V210H20V212L21 213H17L16 215H15V213H10V214H7V215H5V216H2L1 215V209L4 207V205H8L9 203H11L12 201H9L10 200ZM47 198V199H46ZM66 198V199H65ZM70 198V199H69ZM134 198H135V201H136V196H134ZM222 198V199H221ZM182 199H184V201H182L181 202V200ZM186 199V200H185ZM188 199V200H187ZM207 199V198H206ZM67 200V201H66ZM224 200V201H223ZM227 200V201H226ZM8 201V202H7ZM54 201H55V203H54ZM186 201V202H185ZM63 202V203H62ZM65 202V203H64ZM7 203V204H6ZM181 203V204H180ZM221 203H223L222 205H221ZM4 204V205H3ZM23 204V205H22ZM69 204H71L70 205V208H69ZM173 204V205H172ZM180 204V205H179ZM169 205H171L172 207H171V209H169V210H167V207H170ZM179 205V206H178ZM221 205V206H220ZM21 206V207H20ZM140 206V207H139ZM198 208H197V207ZM81 207V208H80ZM261 205H260V207L258 206V205H256V206H253V209L251 210L252 211V217L254 218L255 217V215H258L259 213L258 212H260L261 211ZM33 208V211L31 210ZM62 208V209H61ZM178 208V209H177ZM223 208H225V210L223 209ZM260 208V209H259ZM35 209V210H34ZM70 209V210H69ZM110 209V211H116V207L114 206H112V208L110 207L109 208ZM164 209H166V212H165V210ZM193 209H194V211H193ZM195 209H196V211H195ZM200 209V210H201ZM54 210H55V215H54ZM61 210H62V212H61ZM153 210H155V212L153 211ZM221 210H223V212L221 211ZM30 211V212H29ZM46 211V212H45ZM79 211V212H78ZM172 211H171V213L170 214H167V215H171L172 214ZM60 212H61V215H60ZM78 212V213H77ZM154 212V213H153ZM163 212H164V214H163ZM218 212H220V213H218ZM256 212V214H253V213H255ZM23 213V214H22ZM32 213H34L33 214V216H32ZM47 215H46V214ZM67 213V214H66ZM139 214V215H136V214ZM199 213V214H198ZM13 214V215H12ZM26 214H30L29 216H31V217H34V218H31V217H29L28 215H26ZM163 214V215H162ZM220 214V215H219ZM59 215H60V217H59ZM66 217V216H68V218L66 217V219L64 218V216ZM153 215V216H152ZM160 215H162V216H160ZM196 217H195V216ZM249 215H250V213H249ZM61 216H63V217H61ZM158 217V218H156V217ZM159 216H160V218H159ZM204 216V217H203ZM15 217V218H14ZM70 217V218H69ZM138 217V218H137ZM153 217V218H152ZM207 217V218H208ZM13 218V219H12ZM22 218H23V221H22ZM48 218V217H47ZM63 218L65 219V221L63 222V221H61V220H63ZM102 218V217H101ZM196 218V219H195ZM207 218L206 219H202L203 221H204V223L203 224H205V223H207L208 222V220H209V218H208V220H207ZM216 218V217H215ZM256 218V217H255ZM254 218V219H255ZM3 219V220H2ZM20 219V220H19ZM36 221H35V220ZM52 219V218H51ZM60 219V222L58 223V221L57 220H59ZM145 219V220H144ZM150 219V220H149ZM158 219V220H157ZM211 219L213 220L214 219V217L213 218H210V220L209 221H211ZM7 220H9V221H7ZM19 220V221H18ZM68 220V221H67ZM133 220H129L128 221V223H126L125 225L126 226H130V225H134L135 224V222L136 221H133ZM161 220V221H160ZM165 220H167V219H164V221ZM206 220V221H205ZM259 220L260 219H258V218H256V221H252L251 223H253V222H256V223H258L259 222ZM4 222V223H3ZM66 222V224H63V223H65ZM73 222V223H72ZM74 222H75V224H74ZM3 223V224H2ZM61 223V224H60ZM131 223V224H130ZM133 223V224H132ZM250 223V224H251ZM21 224L23 225V226H21ZM110 224V223H109ZM150 224H154L153 226L152 225H150ZM203 224H201V225H203ZM249 224V223H248ZM66 225H68V228H67V226ZM147 225H149V226H147ZM15 226V227H14ZM63 226H65V227H63ZM110 227L112 226V224H110L109 225ZM200 226V225H199ZM251 226V225H250ZM5 227V228H4ZM56 227H58V226H56ZM77 227V228H76ZM151 227V228H150ZM201 227V226H200ZM248 228V231H247V228ZM245 228H246V230H244V228H243V231H244V233H248V232H250V229L252 228V226L251 227H249L248 225L246 226ZM32 228V229H31ZM65 230H64V229ZM153 228V229H154ZM8 229V230H7ZM14 229L16 230V231H14ZM66 229H68V231L66 230ZM151 229V230H150ZM3 230V231H2ZM12 230V231H11ZM86 230V231H85ZM145 230V231H144ZM242 230V229H241ZM241 230H240V232L238 231L236 234H233L232 235V233H233V231L232 230H228V227H227V230H225V231H223V235H225V233H227L228 235L230 234V235H232V236H228L227 234H226V236H224L225 237V239L226 240H224L223 241V246H225V248L227 249V248H229V247H231L232 245H233V243H234V241H235V238L234 237H236V235L237 236H240V235H242V234H244V233H242L241 232ZM14 231V232H13ZM30 232H32L33 231V226H31L30 227V230H29ZM151 231V232H150ZM231 233H230V232ZM245 231H247V232H245ZM22 232V233H21ZM61 232V233H60ZM63 232H66V233H64L63 234ZM86 232V233H85ZM141 232H143V233H141ZM71 233V234H70ZM147 233L149 234V235H147ZM151 233L153 234V235H151ZM239 233V234H238ZM242 233V234H241ZM1 234L2 235H5V236H1ZM85 234V235H84ZM22 235V236H21ZM73 235H74V237H73ZM146 235H147V239H146ZM235 235V236H234ZM16 236V237H15ZM46 237H44L43 238V240H42V245H43V247L45 248V251H46V254H47V257L46 258H44V261H42V264L44 263H46L47 264V262H45V261H48V264H49V260H51V259H53L54 258V260H56L57 258H58V253H59V251L61 250V249H63L64 247L62 246V242H61V240H59L60 239V237L58 236V239H55V238H57L54 234H52L51 236L50 235H45ZM152 238H151V237ZM155 236V237H154ZM12 237V238H11ZM49 237H52V238H49ZM76 237V238H75ZM143 237V238H142ZM230 237H232V238H230ZM11 238V239H10ZM72 238H74V239H72ZM148 238H149V240H148ZM151 238V239H150ZM156 238V239H155ZM52 239V241H49V240H51ZM71 240V242H69L70 240ZM75 239H76V241H75ZM144 239V240H143ZM56 240L58 241V243L56 242ZM125 240V241H124ZM130 240V241H129ZM237 240V239H236ZM75 241V242H74ZM138 241H139V243H138ZM141 241V242H140ZM146 241V242H145ZM191 241H193L192 239H191ZM19 242V243H18ZM55 244H54V243ZM74 242V243H73ZM129 244H128V243ZM194 242V241H193ZM9 243V244H8ZM24 244V245H23ZM143 244V245H142ZM10 245V246H9ZM51 245V246H50ZM53 245H55V248L53 247ZM63 248H62V247ZM78 246H80V245H78ZM5 247V248H4ZM13 247V248H12ZM18 247V248H17ZM49 247V248H48ZM53 247V248H52ZM10 248H12L13 249V254H18V257H14V255L12 254V250L10 249ZM21 248V249H20ZM27 248V249H26ZM51 248V249H50ZM57 248V249H56ZM114 248H115V250H114ZM5 249V250H4ZM56 250L55 252L53 251V250ZM223 249V248H222ZM52 250V251H51ZM111 250V251H110ZM3 251H5V253L4 254H6V255H8L7 257H5V255L3 254ZM15 251H17V252H15ZM58 251V252H57ZM120 251V252H119ZM264 251V250H263ZM122 252V253H121ZM49 253H50V255H49ZM54 253H55V257H54ZM81 252H80V250H77V255L78 254H80ZM121 253V254H120ZM155 253V254H154ZM164 253H165V250H163V249H161L160 248V250H158L157 252L155 251V252H153V253H151L150 255H147L148 256V260L150 261V262H153V263H155V264H162L163 262H168V261H170L171 259H168V258H166L165 256H164ZM208 253V251L206 250V254ZM10 254V255H9ZM107 254V255H106ZM156 254H157V256H156ZM2 255H3V257H2ZM22 255V256H21ZM30 255V256H29ZM81 255V254H80ZM110 255V256H109ZM121 255H123V262H122V259H120V256ZM129 255V256H128ZM153 255V256H152ZM219 255H221V253L219 252ZM262 258H263V256H264V252H262ZM52 256H53V258H52ZM164 256V257H163ZM221 256H223V255H221ZM219 257V261H221L220 263H222V264H230V262H231V259L229 258V257ZM2 257V258H1ZM9 257H11L10 259H9ZM50 258V259H48V260H45V259H47V258ZM128 257V258H127ZM132 257V258H131ZM157 257H159V258H157ZM161 257L164 259V260H162L161 261ZM20 258V259H19ZM56 258V259H55ZM90 258V259H89ZM94 258H96V260L98 261V262H96V260L94 259ZM129 258H131V259H129ZM222 258V259H221ZM1 259H3V260H1ZM8 259V260H7ZM16 259H17V261H16ZM42 260V259H41ZM91 260H92V262H91ZM126 260V261H125ZM15 261V262H14ZM52 261V260H51ZM78 261V260H77ZM103 261H105V262H103ZM135 261H137V262H135ZM155 261V262H154ZM2 262V263H1ZM20 262V263H19ZM34 262V263H33ZM125 262V263H124ZM135 262V263H134ZM142 262H144V264H146V261H142ZM160 262V263H159ZM101 263H99V264H101ZM219 263V264H220ZM164 264V263H163Z\"/></svg>","mask_w":264,"mask_h":264}]
</instances>
